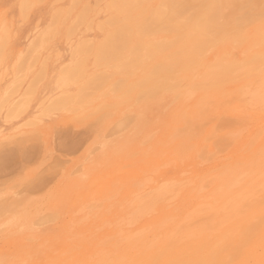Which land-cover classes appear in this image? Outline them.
Here are the masks:
<instances>
[{
    "label": "rangeland",
    "instance_id": "obj_1",
    "mask_svg": "<svg viewBox=\"0 0 264 264\" xmlns=\"http://www.w3.org/2000/svg\"><path fill=\"white\" fill-rule=\"evenodd\" d=\"M21 1L22 0H9V1L8 0H4V1L0 0V2L2 3V4L0 3V7L5 6V4H7L6 6L10 7V8L8 7L9 9L7 7L0 8V12H2V11H3L2 13L7 12L10 15L9 16L7 13H5L6 15H8L7 17L11 19V22L13 21V23H12V25H13V33H14V31H16L14 33L15 35L12 33L11 38L8 41L9 44L7 42V44L4 45V47L6 46V48L3 47V50H5L4 51L5 53L3 52L4 55L0 56V57H2V58H0L1 59L0 61L2 63L0 65V67H3V70H2V68H0V73H1V76H0V92H1V90H3L2 93L0 94V97L2 95H4V96L1 97L2 100H0L1 101L0 102V106L3 105L2 107H4V109L0 108L2 110L1 111L2 113H0V115H1L0 116V118H1L0 119V131L1 130H5V132H7V130H9V132H11L12 130L15 131V132L17 131V133H15V135H13V137L11 139L4 140V141L0 142V154L2 155V153H3L2 156H4L5 154H8L10 151H12V152L15 151L17 156L19 157V159H17L18 163H20V161L23 162V158L25 156H28L27 161H29V162L25 161V162H23V164L22 163L21 164H17V162H16L15 164L10 165L12 167H10V168L8 167V169L6 171L2 170L3 172H0V232L2 230L1 233H3V234L5 233L6 234V235L5 234L2 235L0 233V237L4 236V238H0V253H2V254L6 253V254H4V258L5 259L7 258L8 261L13 260L14 257H15V254L11 253L12 250H14V248H15L14 244L22 242L21 245H19V246H21L23 251L32 252L33 255H37V254H39V252H37V249H40L39 248V244L42 241L44 243H48V244L50 243L49 246H53V244H57L59 241H62L64 239H66L68 237V233L65 232L64 228H65L66 225H69V224L70 225H74L76 223L78 225H82L81 223L85 222L84 225H82V226L87 228V229L93 224L94 227L93 228L91 227L92 231H91V228H89V233H91L90 234L91 237L92 236L96 237L97 235H101L102 232H108V233H110L111 236L107 235L106 236L107 238L105 237V235H103V236H104V238H106V241L110 239V241H111L110 243H112V242L118 243L119 241H117V240H120L118 238H121L120 235L123 234L121 236H123L124 240L123 241L120 240V242L118 244H120V243L121 244H127V242L132 239V236L136 239L138 236L140 238V236H144L147 233H151L153 225L149 221L158 220V218L161 216V212L164 211V212L176 213V214L184 212L183 209H185V208L183 206V198L186 196L187 192H189L193 187H195L196 185H199V183H200V185H202L201 189L203 191L208 189V190H206L204 192L212 191L213 190L212 188L214 187V185H216L217 181L219 180L218 178L220 177L219 176L218 178H216V175H219V173L221 172L220 171L221 169L219 170V168H218L219 164L220 165L222 164V167H223L224 164H226V166H228V165H231L232 163H237V162H234L235 161L234 157L236 155L234 153L238 152V150L240 149V145L244 141L248 142V143L247 142L245 143L246 146L243 145V146H245V150H244L243 147L241 148L242 149L241 151H245L246 152L245 154L251 153V150L254 147L259 146L261 143H264V118L261 117V116L264 115V54H263V52H264V44L262 43V41L264 40V35H263L264 28H262V26H264L263 25L264 24V0H221L220 2H217L216 0H208L207 4H197L196 2H193V1H187V3L185 5H183V6H179L177 3H173L172 6H168V9L171 12V15L174 12H176L177 10H182V11L185 12V16L184 17H180V18H183L182 21H181V19H180V21H179V19L178 20L175 19V20L172 21L173 24H175V25L178 24L175 27L181 26L180 24H183L182 23L183 21H185V22L199 21L200 19L197 18V16H199V14L201 13V11H203L204 8L210 7L211 10L213 8H217V9H220V10H218L215 13V15H214L215 18L213 17V14H207V15L204 16V18L206 17V18L211 19L213 21V23H215V24L224 25V29L222 31L209 30V32H207V31H202V32L195 31V32H193V30L184 29L183 30V35L186 33L187 36H190L191 33H192L191 38L190 37H186L187 40H185V35H184V39H183V36L180 35V37H182L181 40H180V37L178 39H177V37H175L176 41L179 40L178 44H176L177 42L173 43V42H175V40H174L175 38H173L172 30H166V31H168V33L165 32V30L163 32L160 31V33H158V34L156 33L155 36L159 35L158 37L156 36L157 38L154 37V35H153V38H152V35L149 36L147 34H144V35L147 36L146 39H145V41L147 40V42L151 38L152 39L150 41H153V42H156V41L158 42L161 39H164L163 41L167 40L168 41L167 43H169L170 39L173 40V42L170 41L171 43H173V44H171V45H173V47L170 46V43H169V46L171 47V49H166V50H164L162 52L159 51L160 53H158L157 57L153 56L154 58H152V59L150 58L149 59V61H148L149 63H146V62L145 63H146L147 66H148V64H149V66L151 65L150 67L148 66L149 68H151V67L155 66V64L162 63V62H159V61H164L165 59L167 61V59L169 57H171V56H174L175 58L177 57L176 61H175L176 65L171 64L172 68H174V69H171L172 70L171 71V74H172L171 76L175 77L174 78V82H176L175 79L179 80L178 87H179L180 91L179 90L175 91L177 93L176 97L177 98L179 97L178 99L180 100V98L182 96L184 97V95L186 94L184 99H183V97L181 98V100H180L181 102L180 101L178 102L177 101L178 99H176L174 102L172 101L175 98L174 95H176V93L174 91H171V90L168 91V88L171 89V86L168 87V85L166 83V81H168V80L163 81V80H165V79H163L162 80L163 82L160 80L159 77H161L160 76L161 74H159V75L154 77L155 85H161L162 83L165 82L166 85H167V88H165V89L168 92H170V94L167 93L164 90H161V92H162V94H161L160 90H158V89H160V86H159V88H157V91H155L156 88L155 89H149V91H148V89H146V87L151 88L150 84H147V83L145 84L144 83L145 84V86H144L142 83L139 82V80H142L141 78H144L142 76L145 74L146 70L148 71V67L145 65V63L143 64L144 65L143 68L139 69L138 66H137L138 69H136V66H134V67L130 68L131 73H130V70L128 72H126V73H122L120 68H118V69L115 68L116 66H114L112 63H111L112 64L111 67H109L110 63H108L109 65L107 66V63H105L104 60L101 61L103 63L99 62L100 66H101V64L105 63V66H107V67L101 66V67H103V69H102L100 66H98V63L95 64V66H94L93 65L94 60L96 62V59H94V58H96V57L93 54V52H90L91 54L88 53V54L91 55V57H90V55H87V53L80 52V54H79L78 53L79 50L76 52V48L74 47V45L77 42H79V43H77L76 45H79L80 42H81V41H79L80 39L78 38L79 34H80L78 32H80V30H81V33H83V31L85 32V37H87V35H89V34H92V36H93L97 32L96 34L99 37L94 35L97 38V42H101V38L102 37H104L103 39H105V36H106V33H107V29H109L110 32L112 30H114V29L110 30V28L113 26V25L111 26V24H108L110 22L107 21V24H106L105 21H102V20H108V19H110L109 17H111V16L113 17V15H115V14H118V15L121 14L120 12L119 13L116 12V10H117L116 8L119 7V5L116 3L117 2L116 0H113V1H115L116 4L113 3L112 0H110L111 1V5H112V3L115 4V5H118V7L113 5V6L116 7L115 11H114L113 7H112L113 10L109 9V7H108L109 6L108 4L110 3V2H108L109 0H107V1L106 0H84V1L82 0V1L79 2V4H78V2H76L78 5L77 6L74 5L75 8L73 7V4H72V7L74 8V10L72 9L73 11L70 10L72 8L71 6H70L71 8L69 9V5H71V4L63 3L64 0H59L58 1L59 4L56 2L57 0H54L53 3L51 2L52 0H44L45 2L41 1L42 3L37 2V3H39L38 4L39 6H37V7H36L37 3H33L35 5L32 4L34 7L33 6H30V7L28 6L27 7V8H31L32 11L28 10L29 14L25 13V16L28 15L26 20H25L23 14H22L23 18L19 14L20 12H22V13L24 12V11H20L21 10V8H20L21 5H20L19 2H21ZM88 1L90 2V6L94 5V8L96 10L95 16H94V13H95L94 9L92 7H90L91 11H89L90 9H88L89 7H88V5H86ZM147 1L148 0L142 2V6L139 8V10L135 9V8H133V9L136 10V11H131L132 9H127V8L125 10L126 11L128 10V13L131 11L132 12L131 14H134V15H131V16H135L136 13L139 14V12H141V10H143L144 7H147L146 11L148 12L150 9H152L151 6L154 7V9H155V7L158 4L160 5V2H163L161 0H150L151 2L149 1V3H151V4L149 6V3ZM118 2H120V1L118 0ZM144 2H145V4L143 5ZM147 3H148V6L146 5ZM51 4L53 6H51ZM54 4H55V6H54ZM66 5H67L68 9L71 11V14L67 13ZM80 5L83 6V7L86 5L87 7L83 8ZM43 6L45 7V9H44ZM160 6H163V5H160ZM60 7H62L63 9H64V7H66L64 9V11H62V10L60 11V12H62V14H60L61 15L60 18H63V20H64L66 18V16L68 14H70V16H68V19L66 18L68 21L67 20H66V22L63 21V23H62L61 19H58L59 15H58L57 11L59 9H61ZM120 7H121V5H120ZM27 8L25 9V11L27 10ZM81 8L88 9L87 11H89V13H90L89 15L90 16L87 15L88 12L86 14V16H88V17L85 18L83 15L81 16L80 15V13H81L80 11L83 10ZM159 8H161V7H159ZM120 9L121 10H119V8H118V11H121L122 14L124 12L126 13V11H123L124 8H123V10H122V7ZM15 10H16L17 14L14 12ZM43 10H44V12H43ZM51 10H52V12H51ZM55 10H57L56 13H55ZM245 10H248L249 12H251L249 14L253 15L252 16L253 18L249 20L250 22H245L244 19H245L246 15L244 16V18L242 16V13ZM84 11L86 12V10H84ZM84 11H82V12H84ZM112 11H114L116 13H113ZM156 11H157V8H156ZM11 12H12V14H10ZM45 12H46V14H45ZM63 12H65L67 14H65ZM150 12H151V10H150ZM125 13L123 15L121 14L122 16H120V15L119 16L116 15V16H117L118 19H121L122 17H124ZM169 13L167 15L168 17H170ZM92 14L94 16L93 19L95 20L94 21L92 19V22L94 21L95 24L93 23V25L91 27L87 23L91 22L90 17L91 18L93 17ZM15 15L19 16V19H17V17ZM39 15L41 16V18H40ZM62 15L65 18L62 17ZM77 15H80L81 17H84L85 21H87V22L85 23V21H83V23H84L83 25L81 23H80V25L78 24L79 26L76 25V27H78V29H79V30L76 29L77 30L76 32L78 34L75 31H73L74 33H70V34H72V37L70 35L69 40H68V36H69V34L67 33L68 27H70V23L72 24L74 21L77 20V18H76V20H73V19H75V17H78ZM20 16H21V18H20ZM49 17H50V19H49ZM128 18H129V16L126 17V19H128ZM136 18L139 21V18L138 17H136ZM118 19H117V21L116 20L115 21L118 22ZM126 19H125V21L123 20V22H121V20H122L121 19L120 23L119 24L116 23V24L117 25H122V23L125 24L126 22L134 23V21L130 20L131 21L130 22L129 20L126 21ZM29 20H31V21H29ZM51 20H52L53 23L55 22L54 20H57L56 21L57 23L60 20L59 21L60 23L59 24L56 23L57 25L56 24H52ZM100 20L104 23V25L101 24ZM110 20H112V19H110ZM18 21L21 22V23H19ZM23 22H25V23H23ZM35 22H36L37 25L35 24ZM76 22L78 23V21H76ZM98 22H100V24H101L100 27H104V29H106V30H103V29L101 30L103 33L99 30V28H100L99 26H98V28L96 27ZM38 23L39 24L41 23V24L39 25ZM65 23H66V25H68V27H65ZM128 23H126V24H128ZM136 23L138 24L139 22L136 21L135 24ZM86 24H87V26L88 25L89 26L87 27ZM72 25H74V24H72ZM105 25H107V26H105ZM117 25L115 27H117ZM34 26H35V28H34ZM62 26H63V28H62ZM74 26H73V28H74ZM259 26H261L262 32H261V29H260ZM21 27H22V29L20 30ZM24 27H25V29H24ZM60 27L62 28V30L60 29ZM89 27H91V29L94 28V32H93V30L91 32ZM14 28H16V29H14ZM53 28H55L57 30L58 34H57L56 30H55V33L52 32V30L54 31ZM18 30H19V32H18ZM41 30H45L43 32L45 34L41 35L43 38L45 37L44 38L45 43H44V45H43V43L42 44L39 43V45L41 44V49L39 48V50H41V52L39 50L37 52V49H38L37 47H39V46H37L36 49H35V47L34 48H32V47L34 46L35 43H36V45H38L37 44L38 43L37 39L40 37V35L38 36V34H39V32L41 34H43L41 32ZM60 30L61 31L65 30L64 31L65 33L64 32H59ZM237 30H239V31L243 30L242 31L243 33L239 32ZM30 31H31V33H30ZM50 31H51L52 34L53 33L56 34V37L54 36L55 38H51V40L48 39L49 41L48 40L46 41V38H47L46 35L51 34ZM109 31H108V33H109ZM133 31H136V30L133 28ZM234 31L235 32L236 31L239 32V34H241V35L243 34L244 35V36L242 35L243 38H242L241 35L235 36L238 33L236 34V33H234ZM46 32L49 33V34H47ZM260 32L262 33V35H261ZM60 33L62 35H60ZM66 33H67V35H66ZM129 33H130V31H129ZM133 33L135 34V32H133ZM133 33L131 32V35ZM142 33L143 32L138 33V34L140 35ZM181 33H182V31H181ZM255 33H258L257 36H256V39H258L257 41H255V39H254L255 36L253 34H255ZM98 34H100V35L105 34V35H102V37H100V35H98ZM142 35H140V36H141V39L143 41L144 36L142 38ZM165 35L167 36V39H166ZM246 35H247V37H246ZM24 36H25V38H24ZM92 36H89L88 38H91ZM134 36L135 35L132 36V39L134 38ZM258 36H260L262 39H260ZM61 37H62V39H61ZM66 37H67V41H65ZM135 37L140 39V37L138 35H136ZM149 37H151V38L149 39ZM235 37H237L236 41L240 40V39H246V40L245 41L243 40L244 43H242L243 41L240 40L241 44L237 41L239 43L238 44L235 41ZM20 38H21V40H20ZM41 38H39V39L41 40ZM137 38H135V39H137ZM195 38L208 39L209 42H208L206 47L209 46L208 47L209 51L207 52V48L203 47L201 52H197V49L195 48L196 46L194 45L195 42L190 41L191 39L194 40ZM238 38H240V39H238ZM35 39L37 41L33 44V41H35ZM58 39L61 40V41H59ZM71 39L72 40L76 39L75 40L76 42L75 41H71ZM139 39L137 40V42L140 43L141 40L139 41ZM224 39H227V40L224 41ZM252 39H254V40L251 41ZM184 40H185V42H187L186 44L184 43ZM228 40H230V41L228 42ZM22 41L24 42L25 45L23 44ZM58 41H59V45H57ZM68 41H70L71 43H69ZM147 42H145V43L147 44ZM153 42H148V43H153ZM160 42H162V40ZM165 42H163V43H165ZM227 43H229V45ZM259 43L260 44L262 43L263 45L262 44L260 45ZM47 44H50V45L47 46ZM153 44H155V43H153ZM179 44L181 46L183 45L182 47H185V48L187 47V44H188V47L185 49L186 57H185V55L184 56L182 55V54H185V53L181 52L180 50L179 51L181 52V54H179L178 52H177L178 54L176 53V55L170 53V51L171 52L176 51L179 47H181ZM232 44L235 45L234 46L235 49L232 46ZM237 44L241 48L238 47ZM251 44H253V46H251ZM23 45H24V47H23ZM174 45H177L178 47L174 46ZM43 46H45V47H43ZM141 46H142V44H141ZM143 46L146 47L145 45H143ZM155 46H157V45H155ZM226 46H227V49H226ZM228 46H229V48L232 46L231 49H229ZM236 46L238 48H240V49H238ZM54 47H57V49L59 48L58 51ZM77 47H79V46H77ZM175 47H176V49H175ZM193 47L195 48V50H194L195 53H193V56L195 54L194 57L192 56V54H189V52H188V51H190V53L194 52L193 49H192ZM251 47L253 49H250ZM220 48H223V51H222V49L220 50ZM260 48H261V51H260ZM49 49H51V50L49 51ZM225 49L228 50V52ZM22 50H23V52H22ZM34 50H36V51H34ZM53 50H56V51H53ZM218 50H219V52H218ZM230 50H231V52H230ZM232 50L235 51L236 53L233 52ZM182 51H184V50H182ZM255 51L258 52V53H256ZM57 52H59V53H57ZM220 52H223V53L221 54ZM242 52H243V54H242ZM207 53H208V55H207ZM229 53H231V56H230ZM58 54H59V56L61 54V57L59 59L57 57ZM92 54H93V56H92ZM170 54H172V55L169 56ZM225 54L226 55L229 54V56L232 57L231 60L229 59L230 57L226 56ZM250 54H253V55H250ZM258 54H260L261 56H259V57L257 56L258 57L257 59L256 58L253 59V56L254 55H258ZM7 55H8V57H7ZM19 55H21V56H19ZM83 55H85L86 57L89 56L90 59L89 58H86V59L89 62V64L91 63L90 65L88 64V62L85 59L84 60L86 62L83 61V58H84ZM224 55H225V57H223ZM53 56H54V58H53ZM163 56H165V57H163ZM214 56H215V58H214ZM239 56H240V58H239ZM15 57H17V58H15ZM78 57H80V58L83 57L82 58V62H85V63L88 64V66H87L84 63L85 66L83 67V69L81 68V72L83 71V73H84V71L86 70L87 73L88 72H91V73L90 74L88 73V76H86L87 73L85 71L86 74H84V75L86 77L83 75L84 77H82L79 80L77 79L76 81H78V82H73L70 85L71 87H69L67 91L66 90H62L61 88H58L57 85H56V79H54L56 77H54V75L57 76V74L60 72L59 69H66L68 67V65H70V64L71 65L73 64L72 66L70 65L71 67H75L77 64H74L75 62L72 63V61H73V59L74 60L76 59L77 61H79ZM160 57H163V58H160ZM174 57H171V58H174ZM3 58H4V60H3ZM48 58H50V59H48ZM55 58H57V59H55ZM66 58H69V59H67V61H66ZM128 58H126V59H128ZM159 58H160V60H159ZM171 58H169V59L171 60ZM190 58H191V60H189ZM35 59L37 61L35 62V64H33V66H31L32 65L31 61H34ZM199 59H201L200 62L197 61ZM222 59H223V61H225V63H228L227 66L225 65L227 69L224 68L223 64H225V63H223L221 65V62L219 60H222ZM5 60L7 61V63L5 62ZM91 60H92V62H91ZM207 60H208V62L206 63ZM214 60H216V62ZM22 61H25V63L27 62V66H26V64L24 62L21 64ZM53 61H54V66H53ZM209 61H210V63H209ZM68 62H70V63H68ZM151 62H154V63L150 64ZM197 62H199L200 64H197V66H195V63H197ZM201 62H203V63L205 62L204 64L203 63L202 64L203 65H207L208 64L209 66H211V68H207V67L203 66L201 64ZM219 62H220V64H219ZM4 63H6V64H4ZM57 63L59 64V67H55V65L58 66ZM29 64H30L31 67H33V68L30 67L31 68V72L29 71L30 70L29 69ZM49 64H50V66H48ZM179 64H182V65H180L179 67H176ZM217 64L220 66V68L222 67L221 69H225V70L222 71L223 73L220 71V68L218 67ZM18 65H20L19 67H22L21 68L22 72H19V73L16 72L18 70L17 69ZM60 65H61L62 68H60ZM173 65H174V67H173ZM191 65H193V67ZM23 66H24V68H23ZM44 66H47V68H46L47 71L44 70L45 69V68H43ZM63 66H64V68H63ZM90 66H92L93 68L90 67ZM145 66L147 68H145ZM198 66H200L199 72H198V69L197 70L195 69L196 67L198 68ZM231 66H232V69H231ZM79 67H81V66H79ZM86 67H87V69H90V70L88 71L86 69ZM188 67H190V68H188ZM42 68H43V70L45 72H47V74L44 75L45 78L50 76V79L47 78L46 81H45V80H43L45 78H42L41 82L39 80V83H37V84L35 83L36 85H34V86H38L39 85V87L43 83L41 86H43V88H44L43 89L41 87L40 89L41 90L43 89L41 91L39 89V87H37V90L35 91L36 92V95H35L34 92H33V94L31 92V90L34 91L35 87L33 89H31L32 87H29V86H33L31 84L32 82H30V83H28V82L30 80L32 81V78L35 75H38L37 72H40L39 70H41ZM51 68H52V70H51ZM91 68H92V70H91ZM100 68L102 70L105 69L106 73L110 74V72H111V75H112V73H113L112 71L114 69L115 73H118V75L114 74L115 76L113 75L114 77H112L111 75L106 74V75L110 76V80L108 82H106L108 85L105 83L103 85L104 88L101 87V88H99L100 90L99 89H96V90L93 89V91L95 90L97 93L96 92L94 93L92 91V89H90V87L88 86L89 87L88 91H91V92L94 93V95H96V96H93V93H92V96L90 95L92 97V99L88 97L89 95H86L87 93L83 95L84 97H79V96L82 95V93H79V89L81 90V88L83 86H85V85H83L81 88H79V87L83 83H85L86 81L88 82L87 85L88 84L90 85L91 83H90V80H88V77L90 79L93 78L91 76H93L96 72H97V74L99 73L98 75H100L102 73V70ZM108 68H110V69H108ZM144 68H145V70H144ZM175 68H177V70H175ZM184 68H186V69L183 70ZM206 68H207V70L211 69L210 71L213 70V72H214L213 74L210 71L208 72L209 75L212 74V75H210L208 77L209 81L206 80L204 76H201V80H200V77L196 76V72L195 73H191V72L197 71V75L199 73V76H200V75H203L204 71H207ZM212 68H214V69H212ZM216 68L219 69V70H217ZM21 69H19V71ZM26 69H27V71H26ZM135 69L137 70V72L135 71ZM190 69H192L194 71L191 70V72H190ZM202 69H204V70H202ZM49 70H51V72ZM100 70H101V73H100ZM138 70L139 71L143 70L145 72H142L143 73L142 74ZM92 71L95 72V73H93ZM176 71L179 74L178 73L176 74L175 73ZM185 71L188 74L186 76H185ZM55 72L56 73L58 72V73L56 74ZM172 72L175 73V74H173ZM49 73H50V75H48ZM136 73H138V74H136ZM205 73H204V75H205ZM124 74H125V77H124ZM126 74H130L128 76H130V77L133 76V77L130 79L129 77L126 76ZM192 74H194V75H192ZM222 74H223V76H222ZM40 75H38V76L40 77ZM190 75H192V76H190ZM109 76H108V78H109ZM187 76H188V78H190L189 80H188ZM228 76H230V77H228ZM95 77H96V75H95ZM120 77L122 79H124V80L127 79V81H130V82L126 81L125 82V86L122 89L119 86V89H121V90L118 91V92L115 90L116 91L115 92L114 89H117L118 86H116V85L119 83L118 82L115 85V82H117L119 79H121ZM162 77L164 78L163 75H162ZM193 77H197L199 79V81H198L197 78H196L197 80H195ZM232 77L237 79L238 82L237 81L235 82L234 79H232ZM51 78H53L54 80H52ZM138 78H140V79H138ZM206 78H207V76H206ZM34 79H37V78L35 77ZM111 79H114V80H111ZM133 79H134V81H133ZM203 79H204V81L206 80V82H204ZM240 79H241V81H240ZM249 79H250V81H248ZM48 80H51V81H48ZM192 80H193V84H195L194 86H193V84H191ZM227 80H231V81L227 82ZM246 80H247V83H246ZM53 81H54V84H53ZM82 81H83V83H82ZM131 81H132V83H131ZM213 81H215L217 83L216 84L217 88L220 87L221 89L223 88V90H225V89L226 90L224 92H221L223 90H221L220 88H218L219 89L218 90V89H216V87H212L214 85ZM224 81H226L227 84H225ZM34 82H37V81H34ZM79 82H81V83H79ZM135 82H136V84H135ZM138 82H139V84H137ZM199 82H201L202 84L199 83ZM252 82L255 83V84L253 85ZM22 83H23V85H22ZM47 83H49V84H47ZM74 83H77V85H76L77 87L76 86L73 87L75 85ZM109 83H111V84L109 85ZM112 83H114L115 86H113ZM130 83H131V86L134 85V87H135L134 90H131V89H133V87L129 89L130 85L128 86V84H130ZM204 83H207V85H203ZM45 84H47V85L45 86ZM50 84H51L52 87L50 86ZM79 84H81V85L79 86ZM209 84L210 85L212 84V86L210 87ZM26 85H28V89L27 90H30L31 94L29 93V91H27V93L24 91V89L27 87ZM91 85H93V84H91ZM123 85H124V83H123ZM184 85H185V87L183 88ZM24 86H26V87H24ZM106 86H107V88H106ZM221 86H223V87H221ZM229 86H232V87L230 88ZM50 87L52 88V90H50L51 89ZM138 87H140V88H138ZM156 87H158V86H156ZM172 87H173V85H172ZM180 87L183 88V89H180ZM224 87H225V89H224ZM239 87H242V88H239ZM17 88L19 90H17ZM143 88H144V90L146 89L148 91L147 93L149 95L146 93V91L143 90ZM210 88H215V89H210ZM227 88H228V90H227ZM237 88H239L242 91H244L245 94L243 92L244 95H241L240 92H242V91L238 90ZM102 89H103V91H102ZM161 89H162V87H161ZM175 89H176V87H175ZM229 89H230V91H229ZM4 90H6V91H4ZM76 90H78V91H76ZM107 90L109 91V93H108ZM151 90H154L153 92L155 93V95L152 94ZM172 90H174V89H172ZM211 90H213V91H211ZM14 91H17V93L14 92ZM23 91H24L23 95H25V93H26V95L30 94V96L28 98L26 96V98H27L26 103L30 100V98H33V97H34V99H32V102H34V101L35 102L32 103V102L29 101L28 105H27L25 103V101H24L25 106L27 105V107L28 106H30V107H28V109L24 110L23 114H21L22 112L21 113L19 112L20 114H19V117H17L18 119L15 116H14V118H12L13 116L12 117H8V118H10V120H12V121H10L7 118H5V115H4L5 111H3V110H5V108H6V111H7V109L13 107L12 105H17L21 100H23L25 98V96H24V98L22 96L23 99L22 98L21 99L18 98L19 96L22 95L21 93ZM40 91H41V93H40ZM44 91H45L46 94L44 93ZM58 91H60V92H58ZM121 91H122V93L125 91L124 95H123L124 96L123 98H127V100L130 99L129 103H127L128 101L126 99L122 100V102L126 101L125 103L120 102L121 101L120 99L122 98V96H120ZM128 91H130L131 94ZM140 91H141V93H142V91L146 93L144 100H145V103L147 105L143 103L144 102L143 99H142L143 101L136 99L138 97V95H140L142 97V94L140 93ZM163 91L165 93V97H163L164 96L163 95L164 94ZM178 91L179 92L183 91V92H181L180 96L178 95V93H179ZM203 91L206 92V93H204ZM4 92H5V94H4ZM19 92H20V95L18 94ZM68 92H70L72 94H75L74 95L75 99L81 98L80 100H77V103H76V100L74 99L75 103H74V101H72V102H70V104L72 103V105H70V104L67 105V109H68V106L70 105L69 107L72 106V110H69L70 109L69 108L68 110L64 111L63 107H62L63 109L59 110L57 105L54 106L52 104H50V105L48 104V102L50 103L49 100L51 98H55V99L60 100V99H62L64 97L68 96L69 95V94H67ZM80 92H82V91H80ZM85 92H87V91H84V93ZM106 92H107V94H106ZM200 92H202L204 94H201ZM88 93H90V92H88ZM103 93L105 94V96H104ZM125 93L126 94L128 93V94L125 96ZM13 94H15V95H13ZM39 94H42V96H40ZM47 94H50V96L51 95L52 96L51 97L50 96L47 97V100H46V96H48ZM98 94H100L101 96L99 95L100 96L99 97ZM151 94L154 95L155 97H157V99H156L157 101L154 100L155 99L154 96H153L154 97L153 99L151 98V101L154 100V101H152L153 104H152V102H148L149 100H147V98H146V97H149V98L152 97ZM188 94H189V96H188ZM205 94L208 97L210 95H212V96L209 97V99H208V97H206L209 101L212 100V98H213V100L215 102V100L217 98L218 102L216 100V103H212L213 101L212 102L210 101L211 103H209V101L206 100V98L203 97V96H206ZM231 94L235 95L234 98H238V99L235 100V102L230 101V105H229V102H226V100H228L226 97H228L231 100V98H230ZM260 94H261V96H260ZM43 95H45V97H43ZM85 95H86L87 98L85 97ZM169 95H171V96L173 95V96L170 98ZM200 95L202 96L203 99H201ZM112 96H115V97L113 98ZM143 96H144V94H143ZM187 96L190 97V99ZM213 96H215L216 98H214ZM218 96H219V98H218ZM4 97L5 98L9 97V98L6 99L7 103L2 104V103H4V101H3ZM35 97H36V100H35ZM40 97H42V98H40ZM74 97H72V98H74ZM167 97H168V100H167ZM193 97H195L196 99H194ZM231 97H233V96H231ZM258 97H260V98H258ZM82 98L83 99L85 98L86 100L83 101ZM96 98H99L100 100H98ZM117 98H119V102L118 103H120L117 106H119V108L122 107L121 109L117 108L116 105H115L116 109H113L114 105L112 107H109V106L105 107V105L107 106L106 103H108L110 105H112V103L113 104L117 103V101H118V100H116ZM159 98H163V100L159 99ZM186 98H188V99H186ZM247 98H250L251 100H249ZM19 99H20V101H18ZM90 99H91L92 103H88L87 104L86 101L90 102L89 101ZM93 99H94V102H93ZM182 99H183V102H182ZM245 99L247 101H245ZM6 100H5V102H6ZM8 100H9V102H8ZM14 100L17 101L18 103L16 102L17 104H13V102H15ZM40 100H41V104L42 105L40 104ZM42 100H44V103H42L43 102ZM58 100H56V101H58ZM103 100H107V101H103ZM146 100H147V102H146ZM192 100H195L196 102L192 101ZM220 100H223L222 102H224V103L221 104ZM52 101H53V99L51 100V102ZM82 101H83V103H82ZM137 101H138V103H137ZM159 101L161 103L160 104L161 106L158 103ZM167 101L168 102L170 101L169 102L170 104ZM190 101H191V103H190ZM198 101L200 103H198ZM248 101L249 102L251 101L250 103H253V104H248L249 105L248 107H251L252 105H254V107L252 106L254 108V111H253V108H251L254 114L251 113V114L247 115V113H244L245 115H243V113H242V115H241V112H240L239 115H241V116L238 117V114L234 113L237 110V109L235 110V108H241L242 109L244 105H247V104H245V102L248 103ZM139 102L141 104H139ZM155 102H156L157 108L155 107L156 106ZM162 102L164 104H162ZM165 102L167 104H165ZM177 102H178V104H176ZM206 102H207V104H204ZM29 103H30V105H29ZM79 103H80V105H79ZM94 103H96V104H94ZM99 103H101V105ZM103 103H104V105H103ZM150 103H151V105H150ZM192 103L193 104L195 103L196 105H193ZM37 104H39L40 106L37 105ZM47 104L49 106H47ZM174 104H176L177 106L174 105ZM187 104H188V106H186ZM202 104H204V105H202ZM5 105H7L8 108L5 107ZM95 105H99V107L96 106L98 108L97 111L98 110L99 111H98V113L96 111V113L94 114L92 112H94L93 109L94 110L96 109ZM165 105H167V106H165ZM173 105H174V108H173ZM197 105L200 106V107H198ZM217 105H218V108H217ZM88 106H90L93 109H91ZM102 106H104V107L102 108ZM129 106H130V108H129ZM164 106H165V108H162ZM195 106L197 107V109H195ZM16 107H19V105H17ZM39 107L42 108V109L46 108V107H49V109L51 111H53V112H50V110H48L46 108L45 110H43V113L46 114L47 111L49 113H47L46 115L40 117V113L42 114V112H40V111H42V109L39 110L40 109ZM56 107H57V109H56ZM76 107H78L80 109L77 108V110L74 111L73 108L75 109ZM82 107H84V108H82ZM166 107H167V109H166ZM176 107L179 108V109H177ZM219 107H221V108L219 109ZM111 108H112V110H111ZM127 108H129V109L127 110ZM168 108L170 109V112L168 111L169 110ZM189 108H192V109L189 110ZM198 108H200V109H198ZM13 109H16V108H12L11 110L9 109L7 111V113H6L7 116L11 115L10 112L14 113ZM36 109H38V110H36ZM125 109H126L127 113L125 112ZM145 109H147V112H146ZM152 109L153 110L155 109V112H153V115H151ZM158 109H160V110H158ZM20 110H21V108H20ZM20 110H18V111H20ZM105 110H107V111H105ZM166 110L168 111V113L166 112ZM180 110L181 111L183 110L186 113L189 112L188 113L189 115L186 114V116L188 115L189 118L191 117L190 119H192L194 117L193 120H190L188 117H186L185 116V112H183V111L181 112ZM187 110H189V111H187ZM191 110H193V111H191ZM243 110L245 111L246 109H243ZM243 110H242V112H244ZM22 111H23V109H22ZM36 111L40 112V113H37ZM70 111H73V112L70 113ZM163 111H164V113H163ZM82 112H84V113L82 114ZM107 112H109V113H107ZM123 112H124V114H123ZM160 112H161L162 116H160L161 114L158 115ZM165 112L167 114H165ZM174 112H175V114H174ZM179 112H181V114L183 113V116H181V114H179ZM201 112H203V114H201ZM8 113H9V115H8ZM72 113L74 114V117H73ZM79 113H80V115H79ZM90 113H92V115H88ZM120 113H121L122 116L119 115ZM192 113H194V114H192ZM224 113H228L229 115L228 114H224ZM34 114L38 115V117L36 115H34ZM57 114H59V115H57ZM125 114H126V116H124ZM173 114L176 115V116L179 115L180 119L176 120V119H178V117H176V116H175L176 118L173 117L174 116ZM199 114H201V115H199ZM15 115H17V114H15ZM71 116H72V118H71ZM115 116H117V118L118 117H120V118L116 119ZM163 116H165L166 118L165 117L163 118ZM184 116L186 117L187 121L189 120L188 121L189 123H187L185 121V117ZM121 117H124V118L121 119ZM130 117H131V119H130ZM172 117L174 118V120L176 122L178 121V123H179V124L177 123L178 125H175L176 122L172 121V119H173ZM195 117H197V119H195ZM259 117H261V118L259 119ZM32 118L33 119L36 118L35 119L36 120V124L35 125H33V122H35V120H33ZM37 119H39V121L40 120L41 121L39 122ZM161 119H162V121H161ZM164 119L165 120L167 119L166 122L167 121L168 122L167 123L163 122V121H165ZM7 120L9 122H7ZM28 120H30V123H32V124L28 123ZM76 120L78 122H76ZM158 120H160V121L158 122ZM180 120H181V123L179 122ZM25 121H27V122H25ZM156 121L158 123L157 126L159 127V130L161 129L160 131L158 130V127L155 128ZM173 122H174V124H173ZM159 123H160V126H159ZM182 123H183V125H180ZM125 124L128 125L127 129H126L127 126L125 127ZM152 124H154V125H152ZM163 124H164V126H163ZM165 124L169 125L168 127L171 126V129H167L168 127L165 126ZM151 125H152V127H151ZM179 125H180V127H179ZM161 126H163V128ZM150 127H151V129H150ZM182 127H183V129H181ZM124 128L127 130L126 132H125V130L123 131ZM174 129H176V130L178 129V132H180L179 134L182 136V138L178 137L179 135L176 134V130L174 131ZM120 130L123 131V134H122V132H120ZM151 130H154V131H151ZM163 130H164L165 133L163 132ZM167 130H169V131L171 130L170 131L171 133L169 131L166 132ZM145 131H146V133L149 132V134H146L147 136H144L145 135V133H144ZM154 132H156L155 133L156 137H154L155 136L153 134ZM150 133L153 134L152 138L150 137V135H151ZM160 133H163L164 135L163 134L161 135ZM172 133H175L177 136L174 134L175 137H173ZM158 134H159V136H157ZM166 134H168L169 136H166ZM148 135H149V137L151 139H149ZM141 136L146 137V139L149 141V143L148 142L146 143L145 140H144L145 138L143 139V138H141ZM158 137L159 138L161 137V140H159ZM173 138H175L174 139L175 141L179 139L178 141H176L178 143H174L175 141L172 142ZM0 139L2 140V138H0ZM136 139H138V140H136ZM157 139H158L159 142L161 141V144L158 143ZM162 139L164 140V142L168 139V142L167 141L165 143L163 142V144H165V145H163L162 144V141H163ZM205 139H207V140H205ZM250 139H252V141H255V142H253V144H251V140ZM137 141H139V144H140L139 147L137 145L138 144ZM142 141H144L145 143L142 142ZM156 141H157L158 144L156 143ZM249 141H250V143H249ZM74 143H77L78 147H74V149L70 148V147L74 146L73 145ZM170 143H171V146L169 145ZM185 143H186V145L187 144H189V145L186 146ZM196 143H197L198 146L196 145ZM150 144H151L152 147H150ZM182 144H184V145H182ZM204 144H206V145L209 144V147H206ZM68 145L69 146L72 145V146L69 147ZM148 145H149V147L151 149L148 147ZM154 145H157V147L159 146L158 147L159 149H157L156 146H154ZM166 145L167 146L169 145L170 148H168L169 146L167 147ZM202 145H204V147ZM248 145H250V146H248ZM251 145H253V146L255 145V146L253 147ZM101 146H102L103 149L101 148ZM128 146H130V147H128ZM184 146H185V149H184ZM189 146L191 147L190 148L191 150L190 149L188 150ZM247 146L248 147H252L251 150ZM89 147H92V148H89ZM120 147L122 149L121 152L119 151ZM125 147L126 148L128 147L129 150H126ZM145 147H147V148H145ZM153 147H155L156 149H154ZM161 147L162 148L164 147V148L162 149ZM177 147H178V151L176 150ZM180 147L182 148L181 151H180ZM69 149H71V150H69ZM117 149H118V153L115 154L117 151L115 152L114 150H117ZM132 149H134V151ZM145 149H147V150H145ZM153 149L155 151H157V152L163 150L161 152L162 153L166 152V156H174V157H176V155H177V157H178L179 156L178 153H179L180 156L183 158V159H181V157L179 156V159H180V161L183 160L184 163H183V161H181L183 163L181 166L176 164V162H173V163L170 162V164L166 163V165L168 166V167L166 166L167 168L163 167V166H165V164H163L162 165L163 168L161 169V166H160L158 168L160 170L157 169L156 171H158V172H156V173L153 170H152L153 172L151 170L150 171H146V172H144L142 170H139V171H141V174L143 175L142 176L143 180H144V178H146L147 180L145 179L146 181L145 180L143 181L142 178H139V181H138V179H136L137 181L135 180L138 184L134 180L131 181V182H132L133 186L137 187V185H138V187H140V189L142 188L141 191L139 189H136L132 185H130L131 182L128 185H125L126 187H123L122 184L117 183V184H119V187L122 190L119 189V187H116L117 188L116 190L113 189L114 192L112 190V194H111L113 196L112 197L110 196L109 199H106L107 201L104 200V199H99V198L95 199L93 197V198L89 199L88 205L90 204V207H88V205H87L88 208L85 206L84 202H83L84 204L81 203L78 206L75 205L76 198H78L79 196L81 197L84 194L90 192V188L95 182L94 180L91 181L92 177H94L96 175H103L105 172L103 173L102 171H106V172L108 171L107 173H109L110 170H111L110 173H114V174L116 173L117 175L121 176V175H123V173H122L123 170L127 172L128 169H129V171L134 172V170H137V169L141 168L142 165H150L151 163H152L151 165H153V163H155V162L157 163L158 160L159 161H163V159L165 160V157H164L165 154H161L160 153L161 154L160 155L159 153L155 152L157 154L156 155L154 153ZM165 149H167V150H165ZM248 149H249V151H248ZM186 150L188 152L191 151V153L189 152L190 154H187ZM95 151L98 152L97 155H96L97 152H95ZM108 151L110 152L109 153L110 155H108ZM128 151L130 152V154H129ZM132 151H133V153H131ZM170 151H172V152H170ZM183 151H186V152L182 153V155H181V152H183ZM135 152H136L137 155L134 154ZM148 152H150L149 155L147 154ZM172 153L175 154V155H172ZM185 153L187 155H185ZM88 154L90 155L89 157H88ZM100 154H103V157L98 156ZM119 154H120L121 158H118L117 156L116 157L118 159L115 158V155H119ZM132 154H134L135 156L132 155ZM162 155H164V156L160 157ZM96 156L100 157V159H98ZM110 156H111V158H110ZM113 156H114V159L112 158ZM124 156H126L127 158H125ZM186 156H188L190 160ZM83 157L85 159H83ZM93 157L95 159H93ZM131 157L132 158L136 157L135 159L137 161H139V159H140V161L138 162L139 164L137 163L136 160L135 161L132 160ZM192 157H195V158L191 159ZM79 158H81V159H79ZM122 158H123V160H122ZM128 158L131 159V161ZM225 158H227V159H225ZM96 159H98L100 161H98V160L96 161ZM120 159H121L122 162L120 161ZM146 159H148L150 161L148 162V160H147V162H146ZM184 159L185 160L188 159L189 161L188 160L185 161ZM111 160H112V162H111ZM114 160H115V162H114ZM83 161H85L86 163L83 162ZM89 161H90V164H87V162H89ZM116 161H118L117 162L118 166L116 164H114V163H116ZM125 161H126V164H124L125 166L121 165ZM127 161L129 163H127ZM95 162H96V165H97L98 162L100 164L98 163V165L95 166ZM109 162H110V164L112 163L111 165L114 164L115 167L107 164ZM132 162H133V165H131ZM134 162H136V163H134ZM83 163H85V165H87V166L84 167L85 165ZM66 164H68V165H66ZM92 164H94V165H92ZM104 164L105 165L107 164L106 167H104L105 166ZM140 164H141V166H140ZM175 164H176V166H175ZM65 165L67 166L66 167L67 169H64ZM78 165L79 166L82 165L83 167L80 168ZM127 165H131V166L127 167ZM134 165H136L135 167L137 169H135V167L133 169ZM92 166H94V167H92ZM121 166H123V167H121ZM191 166H192V168H190ZM62 167L64 169V173L62 171L63 170ZM108 167H110V169L105 170V168H108ZM222 167L220 166V168H222ZM74 168H79L82 171H80L79 169H78L79 170L78 171L77 169H74ZM84 168H85V173L86 174L84 173ZM92 168L93 169L95 168L94 170H96V169L97 170L94 171ZM98 169H101V170H98ZM113 169H115V170H113ZM74 170L75 171L77 170V171L75 172ZM90 171H91V173H90ZM218 171H220V172H218ZM258 171L257 172L259 174H257V172L255 170L254 172L256 174L254 172H252L253 174L250 173V175L246 179L249 180L250 178L254 177L253 176L254 174H255L254 178H257L256 177L257 175H259L258 177L262 178L264 176L263 175L264 174L263 173L264 169H263V171H260V170H258ZM81 172H83V174H84L83 177L80 176L79 174L75 175L76 173H80L82 175ZM87 172H88V174H87ZM68 173H69L70 176L67 175ZM145 173H147L146 176H145ZM261 173H263L262 176H261ZM64 174L67 175L69 178L71 177L70 179L68 178L69 180L67 179L68 181L71 182V187H70L69 190H68V188L65 189L66 197L59 199V198H57V196L60 193H62V191L57 193L58 189H56V188L58 186L59 187L61 186V188L63 187V185H64L63 181H65L63 179L67 178ZM89 175H91V176L89 177ZM170 175H172V176H170ZM220 175H221V173H220ZM61 176H63V177H61ZM84 176L86 178H84ZM148 176L150 178H147ZM87 177H89L90 179L87 178ZM159 177H161V178H159ZM216 179H218V180H216ZM88 180H89V182H88ZM118 180H119V177L117 178V181ZM79 181H84L85 184H78ZM212 181H215L216 183H214ZM134 182L137 185L134 184ZM258 183H255L254 181L249 182L248 185L250 184L249 185L250 187L249 186L248 187L251 188L252 184L253 185L255 184L253 186L254 188L252 187L250 190L249 189L248 190L244 189V190H247V191L242 190V192L238 193L237 195H235L234 197L229 199V201H228L229 203L224 206L225 211L222 208L223 206L221 208L217 207V206H214L212 204V202H210V203L208 202L207 204L201 203V204H199L196 207H192V208L190 207L191 208V209H189L190 211L187 210L186 213L182 214V216H183V218L181 216L182 220H179V221L177 220V222L173 220L174 221L173 224H175V225L172 226V224H171L172 227L170 226V229H172L171 233H170L171 239H170V245L166 249L167 250L166 253H170L171 251H168V250H175L179 246H180V248L183 249L184 246H182V245L188 244L187 241L190 243L191 239H192V241L195 239L192 243H194L197 240L202 239L201 237H203V234L205 235V233L208 232L207 230H210V233L211 234L213 233L216 237H217V235L222 234L224 232V230H226V229H228L229 232H230V231H232V230H230V228L233 227L235 224H237L239 222L238 221L239 217H241V218H239V220H240V219L244 218V216H246L248 218H250L251 216L252 217L254 216L253 218H250L248 223H245V224L241 223L242 229H241V231L239 233H236V232L232 231L230 234H228V235L226 234L227 238L217 248V250L215 251L216 253L212 255L211 263H213V264L219 263L220 262L219 260H221L222 257L226 258V259H223L222 261H227V259L228 260H230V259L233 260L235 258L236 259L240 258L241 255L243 254V252L249 246H251V244H252V246L254 245V241L256 240L257 236L260 233H262L263 229H264V215L261 216V213H257L258 209L261 210V209L264 208V179H263L262 182H260V184H258ZM127 186H129V187H127ZM113 188H114V186H113ZM131 189L134 190L135 192L132 191ZM254 189H256V190H254ZM136 190H138V192ZM51 191H52V193H51ZM119 192H122L121 193L122 196H120L121 194ZM49 194L51 195V197H50ZM52 194H54L56 196H53ZM48 195H49L50 198L48 197ZM131 195H134V196H131ZM48 198H49V200H47ZM113 198H116V200L115 199L112 200ZM122 198L124 199V203H122L123 202ZM135 198H137L138 201ZM118 199H119V202H118ZM127 199H129V200H127ZM95 200H97V204H95V202H96ZM98 200H100V202L102 201V204L99 203ZM113 201H115V202L117 201L115 203V205L119 204L121 201L122 202H121V204H119V207H117L118 206L117 205L116 206L117 208H116L114 206V204H113L114 203ZM130 201H132V202H130ZM139 201H140L141 204L139 203ZM90 202L93 204V207H91L92 205H91ZM108 202L109 203L113 202V203L109 204ZM103 203L104 204L106 203L105 206L108 204V207L104 206V208H103ZM138 203H139V206H138ZM86 204H87V201H86ZM191 204H193V202ZM231 204H232V206L234 208L231 207ZM111 206L113 207V209H112ZM124 206H126V209L124 208ZM226 206H227L228 209L225 208ZM46 208H48V209H46ZM77 208H79V209L77 210ZM91 208H92V210H91ZM122 208H124V209H122ZM88 209H90L91 211H93L95 213L98 212V210H101V211H99L100 213L98 212L99 214L97 215L98 216L97 217V216H94L93 212H91ZM95 209H97V211H94ZM103 209H104V212H102ZM106 209H109L110 211L109 210L106 211ZM119 209L122 210V211L125 210V211H123L125 213H123L122 211H120V214H119V211L116 212V210H119ZM153 209H155V210H153ZM46 210L49 211V212H47ZM56 210H57V214H59L58 217H57V214H56ZM83 210L85 212L90 211V213L88 212L89 215L87 213H85ZM114 210H115V212L117 214L115 212H113ZM42 211H44V212H42ZM73 211H75V213ZM76 211H79L80 213L79 212L77 213ZM150 211H152V212H150ZM251 211H253V212H251ZM254 211L256 213H254ZM109 212H111V213L109 214ZM37 213H39V214H37ZM107 213H108V216H107ZM246 213H248V215H245ZM250 213H252L253 215L250 214ZM55 214H56V217H57L58 220L55 219V217H54ZM80 214H81L83 219L86 217V215H88V216L92 215V217H86L88 219L85 218L84 220L82 218H80L81 220H83V221H81L78 218V217H80ZM52 215H53V217H52ZM111 215H112V217H111ZM249 215H250V217H249ZM40 216L42 218H40ZM50 216H51V219L54 218L53 222L52 221L51 222L47 221L48 223H46V220ZM93 217L95 219L96 218L97 219L95 220ZM101 217H102V219H105V222H104V220L100 221ZM108 217L110 218V220L108 219ZM35 218H37V219L39 218V220L45 219V221H44L45 224H43V225H41V224L40 225H33L32 222L35 223V221L37 220V219L35 220ZM77 218H78V220H77ZM92 218L94 219V221L92 220ZM116 218L118 219V221H117ZM51 219H49V220H51ZM177 219H179V218H177ZM32 220H34V221H32ZM120 220H121V222H120ZM96 221L98 222V227H95V225L97 226ZM36 222H38V221H36ZM40 222L42 223V220L39 221V223ZM69 222H71V223H69ZM92 222H94V223H92ZM102 222H104V225H102L103 224ZM106 222L107 223L109 222L110 223V224L108 223L109 226L113 225V227L110 226L111 227L110 228ZM116 222L117 223L120 222V223L117 224ZM8 223H11V224L8 225ZM15 224H17L16 225L17 227H15ZM229 224H233V226L231 225V227H229L230 226ZM36 226H37V228H36ZM40 226H44V227L38 228ZM101 226H103V227L101 228ZM114 226L115 227L117 226L118 229L120 227V230L115 228V231L117 230V233L113 230ZM224 226H228V227H226L224 229ZM7 228H8V230H12L13 231V232L9 231V232H11L13 234L12 235L13 237L11 236V233H9L10 236H9V234L7 235V233H8L7 231L8 230L5 231V229H7ZM26 228L28 229V231H27ZM206 228H208V229L206 230ZM39 230H41L43 233H41V231H39ZM94 230L96 232H94ZM33 231L34 232L38 231L40 234L39 233L36 234ZM17 232H18V234H17ZM20 232H21V234H20ZM226 232L229 233L228 231H226ZM30 233H31V235H29ZM15 234H17V235H15ZM66 234H67V236H66ZM95 234H97V235H95ZM130 235H132V236H130ZM14 236H16V237H14ZM59 236H61V237L59 238ZM5 237H7V238H5ZM29 237H32V239H31L32 241L29 240ZM126 237L128 239L129 238L130 239L128 240V239H126ZM216 237H214V238H216ZM89 238H90V236H89ZM33 240H34V242H33ZM46 240H48V241L50 240V241L48 242ZM125 240H126V242H125ZM107 242H109V241H107ZM192 243H190V244H192ZM30 248H31V250H29Z\"/></svg>",
    "mask_w": 264,
    "mask_h": 264
},
{
    "label": "bare ground",
    "instance_id": "obj_2",
    "mask_svg": "<svg viewBox=\"0 0 264 264\" xmlns=\"http://www.w3.org/2000/svg\"><path fill=\"white\" fill-rule=\"evenodd\" d=\"M4 1V0H3ZM9 1V0H8ZM41 1H44V0H22L21 2H19L20 3V8H21V10L20 11H24L23 13L22 12H20L19 14L22 16V14H23V16H24V18H25V20H26V18L28 17V15H26L25 16V13H27V14H29L28 13V10H31V8H27L28 6L30 7V6H33V5H35V4H33V3H37V2H39V3H42ZM53 1L54 0H52L51 2L53 3ZM59 0H57L56 2L59 4V2H58ZM80 1H82V0H64L63 1V3H66V4H71V5H69V9L72 7V4H73V7L75 8V6L74 5H78L79 4V2ZM84 1V0H83ZM107 1V0H106ZM117 2V4L119 5V7H118V5H115L116 3H115V1H113L112 0V2L113 3H115V4H113L112 3V5H111V1L109 0L108 2H110L108 5V7H109V9L110 10H113V8H114V11H115V8L116 7H118L119 8V10H121L120 8L122 7V10H123V8H124V10L123 11H126L125 9L127 8V9H132L131 11H136V10H134L133 8H135V9H138L139 10V8L142 6V2L143 1H146V0H119L120 2H118V0H116ZM149 1L150 0H148L147 2L149 3ZM161 1H163V2H160V5H163V6H160L159 4L155 7V9H154V7H152L151 6V8L152 9H150L151 10V12H150V10L147 12L146 10V8L147 7H144L143 8V10H141V12H139V14H137L136 13V15L135 16H131V15H134V14H131L132 12L130 11L129 13H128V10L126 11V13H125V15H124V17H122L121 19H118L117 18V16H122L123 14H122V12L121 11H118V8H116L117 10H116V12H120L121 14H115V15H113V17L111 16V17H109L110 19H112V20H110V19H108V20H102V21H105V23L107 24V21L108 22H110V23H108V24H111V28H110V30H112V29H114V30H112L111 32L109 31V29H107V33H106V36H105V39H103L104 37H102V35H105V34H102V35H100V34H98V35H100V37H102L101 38V42H97V38L94 36V35H96L97 36V32L92 36V34H89V35H87V37H85V32L83 31V33H81V30H80V32H78V33H80L79 34V41H81L80 42V44L79 45H76L77 43H79V42H77L75 45H74V47L76 48V52L78 51V53L80 54V52H82V53H87V55H90L91 53L90 52H93V54L95 55V57L96 58H94V59H96V62H95V60H94V63H93V65L95 66V64H97L98 63V66H100V63L99 62H101V61H103L104 60V62L105 63H107V66L109 65L108 63H110V65H109V67H111V65L113 64L114 66H116L115 68H120V70L122 71V73H126V72H128L129 70H130V68H132V67H134V66H136V69H140V68H143L144 67V63L146 62V63H149L148 61H149V59L151 58H154V57H157L158 56V53H160V52H162V51H164V50H166V49H171V47L170 46H172L173 47V45H171V44H173V43H176V44H178V42H179V40L178 41H176V38L175 37H177V39L180 37V35L181 36H183V39H184V35H185V40H187L186 39V37H190L191 38V35H192V33H191V35L190 36H187V34L185 33L184 35H183V30L184 29H189V30H193V32H195V31H200V32H202V31H207V32H209V30H215V31H222L223 29H224V25H220V24H215V23H213V21L211 20V19H209V18H204V16L205 15H207V14H213V17H214V15H215V13L218 11V10H220V9H217V8H213L212 10H211V8L210 7H206V8H204L203 9V11H201V13L199 14V16H197V18H199L200 20L199 21H194V22H185V21H183L182 23L183 24H180L181 26H177V27H175L176 25H178V24H173V20H175V19H179V21H180V19H181V21L183 20V18H180V17H184L185 16V12L184 11H182V10H177L176 12H174L172 15H171V12L169 11V9H168V6H172V4L173 3H177L179 6H183V5H185L186 3H187V1H193V2H196L197 4H207V2H208V0H161ZM217 2H220L221 0H216ZM45 2V1H44ZM76 2H78V4L76 3ZM151 2V1H150ZM245 2V1H244ZM1 3V2H0ZM11 3V2H10ZM39 3H37L36 4V7L37 6H39L38 4ZM148 3L146 4L147 6H148ZM2 4V3H1ZM33 4V5H32ZM49 4V3H48ZM145 4V2L143 3V5ZM150 4L151 3H149V6H150ZM7 4H5V6H3V7H9V6H6ZM47 5V4H46ZM45 5V6H46ZM86 5H88V9H90V7H92L93 9H94V11H95V13H94V16H95V14H96V10H95V8H94V5H91L90 6V2L88 1L87 2V4ZM81 6V7H83V8H85V7H87V6ZM113 5H115V6H113ZM120 5H121V7H120ZM153 5V4H152ZM155 5V4H154ZM51 6H53L52 4H51ZM54 6H55V4H54ZM58 6V5H57ZM71 6V7H70ZM111 6V7H110ZM124 6V7H123ZM3 7H0V8H3ZM34 7V6H33ZM32 7V8H33ZM44 7V6H43ZM66 7H67V5H66ZM66 7H64V9L66 8ZM71 8L70 10L71 11H73L74 10V8ZM113 7V8H112ZM137 7V8H136ZM159 7H161V8H159ZM10 8V7H9ZM8 8V9H9ZM27 8V12L25 11V9ZM49 8V7H48ZM61 9H57V10H55V13H56V11H57V13H58V19H61V21H62V23H63V21L64 22H66V20L68 19V16H70V14H71V11L68 9V7H67V9H66V11H67V13H70V14H68L67 16H66V18L62 15V17H64L65 19L63 20V18H60V14H62V12H60L61 10L62 11H64V9L62 8V7H60ZM83 8H81V9H83ZM112 8V9H111ZM156 8H157V11H156ZM167 8V9H166ZM249 8V7H248ZM7 9V10H8ZM35 9V8H34ZM39 9V8H38ZM37 9V10H38ZM44 9H45V7H44ZM73 9V10H72ZM88 9H83V10H81L80 12L82 13H80V15L82 16H84L85 18L86 17H88V16H86V14H87V12H88V14L87 15H89L90 13H89V11H91V9L89 10V11H87ZM53 10V9H52ZM52 10H51V12H52ZM84 10H86V12L84 11ZM155 10V11H154ZM167 10V11H166ZM32 11V10H31ZM46 11V10H45ZM82 11H84V12H82ZM114 11H112L113 13H116V12H114ZM3 12V11H2ZM2 12H0L1 14H0V56H3L4 54H3V52L5 51V50H3V47H4V45H6L7 44V42L10 40V38H11V35H12V33H13V25H12V23H13V21L11 22V19L10 18H8L7 16L9 15L7 12H4V13H2ZM15 13H16V10L14 11ZM42 12V11H41ZM43 12H44V10H43ZM98 12V11H97ZM170 12V13H169ZM5 13H7L8 15H6ZM63 13H65V12H63ZM67 13H65V14H67ZM168 13H169V15H170V17H168L167 15H168ZM249 13H251V12H249L248 10H245L243 13H242V16H243V18H244V16H245V22H250L249 20L250 19H252L253 17V15L251 14H249ZM10 14H12V12L10 13ZM17 14V13H16ZM18 14V15H19ZM45 14H46V12H45ZM53 14V13H52ZM51 14V15H52ZM130 14V15H129ZM48 15V14H47ZM55 15V14H54ZM80 15H77L78 17H75V19H73V20H76V18H77V20L76 21H78V23L76 22V21H74L72 24H74V25H72L71 23H70V27H68V25H66V23H65V27H68V30H67V33L69 34V36H68V40H69V37H70V35H71V37H72V34H70V33H74L73 31H77L76 29H78V27H76V25H80V23L83 25L84 23H83V21H85V18L84 17H81ZM117 15V16H116ZM138 15V16H137ZM219 15V14H218ZM217 15V16H218ZM10 16V15H9ZM16 16V15H15ZM21 16H20V18H21ZM23 16H22V18H23ZM40 16V15H39ZM53 16V15H52ZM51 16V17H52ZM90 16V15H89ZM92 16H93V14H92ZM94 16L91 18L90 17V20H91V22H89V23H87V24H89L91 27H92V25H93V23H94ZM127 16H129V18L128 19H126V17ZM17 17V19H19V16H16ZM30 17V16H29ZM47 17V16H46ZM45 17V18H46ZM81 17V18H80ZM99 17V16H98ZM97 17V18H98ZM136 17H138L139 18V21H138V19L136 18ZM203 17V18H202ZM33 18V17H32ZM40 18H41V16H40ZM83 18V19H82ZM126 19V21L127 20H131V21H134V23H128V22H126V23H128V24H123L122 23V25H117L116 23H120V20H121V22H123V20L125 21V19ZM215 18V17H214ZM14 19V18H13ZM43 19V18H42ZM49 19H50V17H49ZM88 19V18H87ZM86 19V20H87ZM92 19L94 20L93 22H92ZM117 19H118V22H116L117 21ZM15 20V19H14ZM89 20V21H90ZM98 20V19H97ZM96 20V21H97ZM116 20V21H115ZM29 21H31V20H29ZM42 21V20H41ZM48 21V20H47ZM55 22L53 23L52 22V20H51V23L52 24H56L57 22V20H54ZM60 21V20H59ZM58 21V23L57 24H59L60 22ZM68 21V20H67ZM80 21V22H79ZM82 21V22H81ZM99 21V20H98ZM101 21V20H100ZM101 21V24H103L104 25V23ZM115 21V22H114ZM130 21V22H131ZM139 22L138 24L136 23L135 24V22ZM178 21V22H179ZM16 22V21H15ZM19 22V21H18ZM26 22V21H25ZM25 22H23V23H25ZM87 21H85V23H86ZM113 22V23H112ZM176 22V21H175ZM174 22V23H175ZM19 23H21V22H19ZM18 23V24H19ZM27 23V22H26ZM31 23V22H30ZM172 23V24H171ZM181 23V22H180ZM17 24V23H16ZM32 24V23H31ZM34 24V23H33ZM35 24H36V22H35ZM39 24V23H38ZM41 24V23H40ZM39 24V25H40ZM56 24V25H57ZM87 24H86V26H87ZM95 24V23H94ZM99 24V25H98ZM98 24H97V28H98V26L100 27L101 26V24H100V22H98ZM20 25V24H19ZM22 25V24H21ZM28 25V24H27ZM26 25V26H27ZM37 25V24H36ZM35 25V26H36ZM78 25V26H79ZM81 25V26H82ZM88 25V26H89ZM102 25V26H103ZM117 25V27H115ZM264 25V24H263ZM18 26V25H17ZM25 26V27H26ZM33 26V25H32ZM31 26V27H32ZM35 26H34V28H35ZM45 26V25H44ZM50 26V25H49ZM73 26H74V28H73ZM85 26V25H84ZM87 26V27H88ZM105 26H107V25H105ZM15 27V26H14ZM25 27H24V29H25ZM38 27V26H37ZM55 27V26H54ZM91 27H89V29L91 30V32H92V30H93V32H94V28H92L91 29ZM114 27V28H113ZM136 30V31H133V28ZM174 27V28H173ZM260 27V29H261V26H259ZM18 28V27H17ZM33 28V29H34ZM56 28V27H55ZM55 28H53L54 29V31L52 30V32H54L55 33V30L57 29H55ZM62 28H63V26H62ZM62 28L60 27V29L62 30ZM101 28V29H100ZM99 28V30L101 31L102 29L103 30H106V29H104V27H100ZM262 28H264V26H262ZM14 29H16V28H14ZM19 29V28H18ZM22 29V27L20 28V30ZM65 29V28H64ZM70 29V30H69ZM74 29V30H73ZM59 31V32H64V31ZM72 30V31H71ZM79 30V29H78ZM132 30V31H131ZM165 30V32H167L168 33V31H166V30H172V32H173V38H175L174 40H175V42H173V40H171L170 39V41H172L173 43H171L170 41H169V43H170V46H169V43H167L168 41L167 40H165V41H163L164 39H161L162 40V42H160V41H156V42H153V41H150L152 38H153V35H154V37H158L159 35H156L155 36V34L157 33H160V31L161 32H163ZM32 31V30H31ZM31 31H30V33H31ZM34 31V30H33ZM45 30H41V32L43 33ZM108 31H109V33H108ZM129 31H130V33H129ZM181 31H182V33H181ZM186 31V30H185ZM237 31H239V30H237ZM235 32L234 31V33H238L237 35H235V36H238V35H241V34H239V32H242V31H239V32ZM16 31H14V33H15ZM18 32H19V30H18ZM22 32V31H21ZM20 32V33H21ZM28 32V31H27ZM56 32H57V30H56ZM102 32V31H101ZM131 32L133 33V32H135V34L133 33L132 35H131ZM141 33V32H143L142 34H140V35H142V38H143V36H144V39H143V41H142V39H141V36L138 34V33ZM261 32H262V29H261ZM260 32V33H261ZM13 33V34H14ZM47 33V32H46ZM50 33H51V31H50ZM53 33V34H54ZM65 33V32H64ZM67 33H66V35H67ZM77 33V32H76ZM75 33V34H76ZM77 33V34H78ZM103 33V32H102ZM137 33V34H136ZM166 33V34H167ZM243 33V32H242ZM259 33V32H258ZM258 33H255V34H253L254 36H255V41H257L258 39H256V36H257V34ZM45 33H43V34H41L40 32H39V34H38V36L40 35V37L39 38H41L42 36L41 35H44ZM47 34H49V33H47ZM52 33L51 34H49V35H46L47 36V38H46V41L48 40V39H50L51 40V38H55L56 37V34H54L53 35ZM57 34H58V32H57ZM74 34V35H75ZM144 34H147V35H149V36H151L152 35V38L151 37H149V41L148 42H153V43H155V44H153V43H148L147 42V40L145 41V39H146V35H144ZM15 35V34H14ZM60 35H62L61 33H60ZM133 35H138L139 37H140V39L139 38H137V37H135L134 36V38L132 39V36ZM243 35V34H242ZM241 35V36H242ZM261 35H262V33H261ZM263 35H264V32H263ZM50 36V37H49ZM55 36V37H54ZM58 36V35H57ZM89 36H92L91 38H88ZM166 36V35H165ZM240 36V37H241ZM244 36V35H243ZM243 36H242V38H243ZM250 36V35H249ZM253 36V37H254ZM16 37V36H15ZM21 37V36H20ZM59 37V36H58ZM97 37H99V36H97ZM156 37V38H157ZM193 37V36H192ZM246 37H247V35H246ZM260 39H262L260 36H258ZM13 38V37H12ZM24 38H25V36H24ZM37 39L38 40V45H36V39H35V41H33V44H34V46L32 47V48H34L35 47V49H36V47L37 46H39V47H37L38 49H37V52H38V50H39V48L41 49V44L43 43V45H44V43H45V41H44V38L42 37L41 38V40L40 39ZM135 38H137V39H135ZM181 38L182 37H180V40H181ZM236 38L237 37H235V41H236ZM6 39V40H5ZM23 39V38H22ZM61 39H62V37H61ZM77 39V38H76ZM75 39V40H76ZM100 39V38H99ZM98 39V40H99ZM139 39V41L141 40V44H142V46H141V44L139 43V42H137V40ZM166 39H167V36H166ZM182 39V40H183ZM193 39V38H192ZM190 40V41H193V42H195V48L197 49V52H201V50L203 49V47H205V48H207V52L209 51L208 49V47H206L207 46V44H208V42H209V40L208 39H205V38H203V39H199V38H195L194 40ZM238 39H240V38H238ZM248 39V38H247ZM254 39H252L251 41H253ZM20 40H21V38H20ZM59 40V39H58ZM75 40H72L71 39V41H75ZM103 40V41H102ZM169 40V39H168ZM185 40H184V43L186 44L187 42H185ZM227 39H224V41H226ZM241 41H245L246 39H240ZM240 40H237L240 44H241V41ZM19 41V40H18ZM41 41V42H40ZM49 41V40H48ZM59 41H61V40H59ZM59 41H58V44L57 45H59ZM65 41H67V37H66V40ZM100 41V40H99ZM230 40H228V42H229ZM236 41V42H237ZM244 41L242 42V43H244ZM249 41V40H248ZM262 41V40H261ZM260 41V42H261ZM21 42V41H20ZM23 42V41H22ZM69 43H71L70 41H68ZM76 42V41H75ZM74 42V43H75ZM145 42H147V44L145 43ZM163 42H165V43H163ZM192 42V43H193ZM237 42V43H238ZM247 42V41H246ZM259 42V41H258ZM39 43H41L40 45H39ZM48 43V42H47ZM50 43V42H49ZM73 43V42H72ZM158 43V44H157ZM161 43V44H160ZM231 43V42H230ZM238 43V44H239ZM254 43V42H253ZM256 43V42H255ZM262 43L264 44V40L262 41ZM261 43V44H262ZM8 44H9V42H8ZM23 44H24V42H23ZM160 44V45H159ZM181 44V43H180ZM179 44V45H180ZM184 44V45H185ZM228 45H229V43H227ZM237 44V45H238ZM250 44V43H249ZM260 44V43H259ZM260 44V45H261ZM262 44V45H263ZM25 45V44H24ZM24 45H23V47H24ZM36 45V46H35ZM50 44H47V46H49ZM143 45H145L146 47H144ZM155 45H157V46H155ZM159 45V46H158ZM210 45V44H209ZM255 45V44H254ZM259 45V46H260ZM11 46V45H10ZM52 46V45H51ZM77 46H79V47H77ZM174 46H177V45H174ZM181 46V45H180ZM183 46V45H182ZM179 47L176 51H173V52H171L170 51V53H172V54H175L176 55V53L178 52L179 54H181V52H183V53H185L186 51H185V49L188 47V44H187V47L185 48V47ZM219 46V45H218ZM217 46V47H218ZM232 46L234 47L235 45H233L232 44ZM231 46V47H232ZM251 46H253V44H251ZM258 46V45H257ZM256 46V47H257ZM43 47H45V46H43ZM62 47V46H61ZM178 47V46H177ZM212 47V46H211ZM231 47L229 48V46H228V48L229 49H231ZM237 47V46H236ZM238 47H240L239 45H238ZM237 47V48H238ZM250 47V46H249ZM255 47V46H254ZM4 48H6V46L4 47ZM11 48V47H10ZM17 48V47H16ZM54 48H56L57 49V47H54ZM78 48V49H77ZM191 48V47H190ZM195 48L193 47L192 49H193V51L195 50ZM216 48V47H215ZM214 48V49H215ZM241 48V47H240ZM240 48H238V49H240ZM22 49V48H21ZM20 49V50H21ZM44 49V48H43ZM59 49V48H58ZM58 49H57V51H58ZM66 49V48H65ZM175 49H176V47H175ZM189 49V48H188ZM213 49V48H212ZM222 49V51H223V48H220V50ZM226 49H227V46H226ZM225 49V50H226ZM234 49H235V47H234ZM237 49V50H238ZM246 49V48H245ZM248 49V48H247ZM250 49H253L252 47L250 48ZM51 49H49V51H50ZM62 50V49H61ZM173 50V49H172ZM181 52H180V51ZM182 50H184V51H182ZM224 50V51H225ZM9 51V50H8ZM34 51H36V50H34ZM40 52H41V50H39ZM53 51H56V50H53ZM65 51V50H64ZM160 51V52H159ZM227 52H228V50H226ZM233 51V50H232ZM249 51V50H248ZM253 51V50H252ZM257 51V50H256ZM255 51V52H256ZM260 51H261V48H260ZM22 52H23V50H22ZM189 52V54H192V56H193V53H195V51L194 52H192V53H190V51H188ZM218 52H219V50H218ZM230 52H231V50H230ZM233 52H235V51H233ZM232 52V53H233ZM5 53V52H4ZM9 53V52H8ZM56 53V52H55ZM57 53H59V52H57ZM88 53H90V54H88ZM177 53V54H178ZM210 53V52H209ZM221 54L223 53V52H220ZM226 53V52H225ZM236 53V52H235ZM256 53H258V52H256ZM22 54V53H21ZM54 54V53H53ZM93 54H92V56H93ZM169 54V53H168ZM172 54H170L169 56H171ZM188 54V53H187ZM188 54V55H189ZM230 54V56H231V53H229ZM229 54H225L226 56H229ZM242 54H243V52H242ZM254 54V53H253ZM253 54H250V55H253ZM262 54V53H261ZM263 54H264V52H263ZM52 55V54H51ZM55 55V54H54ZM183 56L185 55V57H186V53L185 54H182ZM207 55H208V53H207ZM220 55V54H219ZM225 55L223 56V57H225ZM19 56H21V55H19ZM154 56V57H153ZM166 56V55H165ZM165 56H163V57H165ZM194 56H195V54H194ZM193 56V57H194ZM221 56V55H220ZM229 56V57H230ZM238 56V55H237ZM256 56V57H255ZM259 56H261L260 54H258V55H254L253 56V59L254 58H258ZM6 57V56H5ZM7 57H8V55H7ZM50 57V56H49ZM57 57H58V59L61 57V54H60V56H59V54L57 55ZM84 57V58H83ZM83 61H87V59L86 58H89V56L88 57H86L85 55H83ZM90 57H91V55H90ZM129 57V58H128ZM163 57H160V58H163ZM168 57V56H167ZM166 57V58H167ZM171 57H174V56H171ZM171 57H169V58H171ZM0 58H2V57H0ZM15 58H17V57H15ZM53 58H54V56H53ZM79 58V59H78ZM77 59L79 60V61H77L76 59L74 60L73 59V61H72V63L73 62H75L74 64H77L75 67H71L70 65H68V67L66 68V69H59L60 70V72L57 74L56 72V74H57V76H55L54 75V77H56V78H54V79H56V85H57V87L58 88H61L62 90H68V88L69 87H71L70 85L73 83V82H78V81H76L77 79L79 80V79H81L82 77H84L85 75L84 74H86L87 73V71H86V73H85V71H84V73H83V71L81 72V68L83 69V67L85 66V65H87L88 66V64H89V62H88V64L87 63H85V62H82V58H80V57H78ZM126 58H128V59H126ZM160 58H159V60H160ZM167 59V61H166V59L164 60V61H159V62H162V63H158V64H155V66H153V67H151V68H149L150 66H149V64H148V66L146 65V63H145V65L148 67V71L146 70V72L145 71H143V70H141V71H139V72H145V76L143 75L142 77H144V78H141L142 80H139V82L140 83H142L144 86H145V84L147 83V84H150V86H151V88H148V87H146V89H148V91H149V89H155L156 88V90L155 91H157V88H159V86H160V89H158V90H160V93L162 94V92H161V90H164V91H166L167 93H169L170 94V92H168L169 90H171V91H177V90H179V87H178V82H179V80H176L175 79V81L177 82H174V78L175 77H172L171 75V69H174V68H172V65L171 64H174V65H176L175 64V61H176V58L174 57V58H171V60L170 59ZM192 58V57H191ZM191 58L189 59V60H191ZM214 58H215V56H214ZM231 58L232 57H230L229 59L231 60ZM239 58H240V56H239ZM48 59H50V58H48ZM47 59V60H48ZM55 59H57V58H55ZM67 59H69V58H66V61H67ZM85 59V60H84ZM90 59V58H89ZM88 59V60H89ZM193 59V58H192ZM1 60V59H0ZM3 60H4V58H3ZM8 60V59H7ZM46 60V61H47ZM54 60V59H53ZM107 60V61H106ZM200 60L201 59H199V60H197V61H199L200 62ZM203 60V59H202ZM210 60V59H209ZM37 60L35 59L34 61H31V63H32V65L31 66H33V64H35V62H36ZM56 61V60H55ZM155 61V60H154ZM212 61V60H211ZM215 62H216V60H214ZM213 61V62H214ZM220 62H221V65L223 64V63H225V61H223V59L222 60H219ZM223 61V62H222ZM3 62V61H2ZM5 62L7 63V61L5 60ZM25 63V61H22L21 62V64L22 63ZM71 62V61H70ZM70 62H68V63H70ZM91 62H92V60H91ZM196 62V61H195ZM199 62H197V63H195V66H197V64H200ZM208 62V60L206 61V63ZM220 62H219V64H220ZM229 62V61H228ZM262 62V61H261ZM6 63H4V64H6ZM29 63V62H28ZM30 63V64H31ZM84 63H85V65H84ZM101 63H103V62H101ZM105 63L104 64H101V66H105ZM112 63V64H111ZM154 62H151L150 64H153ZM203 62H201V64H202ZM205 63V62H204ZM203 63V64H204ZM209 63H210V61H209ZM2 63H1V61H0V65H1ZM26 64V66H27V62L25 63ZM30 64H29V71L31 72V68H33V67H31L30 66ZM47 64V63H46ZM56 64V63H55ZM58 64V63H57ZM91 64V63H90ZM89 64V65H90ZM202 64V65H203ZM227 64L228 63H225V64H223L224 65V68H226V66H227ZM92 65V66H93ZM174 65H173V67H174ZM180 65H182V64H179L178 66H176V67H179ZM208 65V64H207ZM207 65H203V66H205V67H207V68H211V66H207ZM212 65V64H211ZM218 65V64H217ZM226 65V66H225ZM5 66V65H4ZM20 65H18V70L16 71L17 73H19V72H22V67H19ZM48 66H50V64L48 65ZM53 66H54V61H53ZM65 66V65H64ZM64 66H63V68H64ZM79 66H81V67H79ZM92 66H90V67H92ZM100 66V67H101ZM107 66H105V67H107ZM137 66H138V68H137ZM145 66V68H147ZM192 67H193V65H191ZM194 66V67H195ZM31 67V68H30ZM55 67H59V64H58V66H56L55 65ZM54 67V68H55ZM66 67V66H65ZM191 67V68H192ZM216 67V66H215ZM218 67L220 68V66L218 65ZM0 68H2V70H3V67H0ZM23 68H24V66H23ZM43 68H45L44 70L45 71H47L46 70V68H47V66H44ZM43 68L41 69V70H39L40 72H37V74L38 75H40V77L38 76V75H35L33 78H32V81L30 80H28L27 82L28 83H30V82H32L31 84L33 85V86H29V87H32L31 89H33L34 87V91L33 90H31V92H32V94H33V92L35 93V95H36V90H37V87H39V85L38 86H34V85H36L37 83H39V80H40V82L42 81L41 79L42 78H45V74H47V72H45L44 70H43ZM60 68H62L61 67V65H60ZM93 68V67H92ZM92 68H91V70H92ZM102 69H103V67H101ZM100 68V69H101ZM145 68H144V70H145ZM188 68H190V67H188ZM187 68V69H188ZM203 68V67H202ZM207 68H206V70H207ZM222 68V67H221ZM220 68V71L222 72L223 70H225V69H221ZM19 69H21L20 71H19ZM86 69H87V67H86ZM99 69V68H98ZM101 69V70H102ZM108 69H110V68H108ZM135 69V71L137 72V70ZM186 68H184L183 70H185ZM196 70L198 69V72H199V69H200V66H198V68L196 67L195 68ZM212 69H214V68H212ZM217 69V68H216ZM227 69V68H226ZM231 69H232V66H231ZM25 70V69H24ZM51 70H52V68H51ZM51 70H49L50 72H51ZM58 70V71H59ZM63 70V71H62ZM88 71L90 70V69H87ZM94 70V69H93ZM97 70V69H96ZM101 70H100V73H101ZM134 70V69H133ZM132 70V71H133ZM175 70H177V68H175ZM191 70L192 69H190V72H191ZM202 70H204V69H202ZM201 70V71H202ZM211 69H208L207 71H204V73H205V75H204V73H203V75H200L199 76V73H198V75H197V71H194V70H192V71H194V72H191V73H195L196 72V76H198V77H200V80H201V76H204L205 77V79L206 80H208L209 81V79H208V77L210 76V75H212L214 72H213V70L212 71H210ZM217 70H219V69H217ZM26 71H27V69H26ZM57 71V70H56ZM106 70L104 69V70H102V73L100 74V75H98L97 74V72L95 73V72H93V73H95L93 76H91V77H93V78H89L88 77V80H90V83L91 84H93V85H87V81L85 82V83H83V81H82V85L81 84H79V88H81L83 85H85V86H83L82 88H81V90L79 89V93H82V95L81 96H79V97H84L83 95L84 94H86V95H89L88 97L89 98H91L92 99V93L94 92H96L95 90L96 89H99V88H101V87H103V85L106 83V82H108L109 80H110V76L109 75H111V72H110V74L109 73H106L105 72ZM200 71V72H201ZM212 72V74H210L209 75V73L208 72ZM29 72V73H30ZM53 72V71H52ZM113 73H112V77H114L115 75L114 74H116V75H118V73H115V71H114V69H113V71H112ZM120 72V71H119ZM225 72V71H224ZM89 74L91 73V72H88ZM88 73L86 74V76H88ZM121 73V74H122ZM130 73H131V70H130ZM173 73V72H172ZM176 74L178 73L177 71L175 72ZM175 73H173V74H175ZM182 73V72H181ZM208 73V74H207ZM223 73V72H222ZM226 73V72H225ZM262 73V72H261ZM106 74H109V75H106ZM136 74H138V73H136ZM143 74V73H142ZM159 74H161L160 76L161 77H159L160 78V80L162 81L163 79H165V80H163V81H166V80H168V81H166V83H167V85H168V87H170L171 86V89L170 88H168V91L165 89V88H167V85H166V83L164 84V83H162L161 85H155V81H154V77L155 76H157V75H159ZM179 74V73H178ZM218 74V73H217ZM216 74V75H217ZM48 75H50V73L48 74ZM84 75V76H83ZM95 75H96V77H95ZM114 75V76H113ZM128 75H130V74H126V76L127 77H129L130 79L133 77H130V76H128ZM162 75L164 76V78L162 77ZM186 75H188L187 74V72L185 71V76ZM192 75H194V74H192ZM192 75H190V76H192ZM0 76H1V73H0ZM53 76V75H52ZM85 76V77H86ZM108 76H109V78H108ZM123 76V75H122ZM206 76H207V78H206ZM222 76H223V74H222ZM37 78V79H34V78ZM39 77V78H38ZM124 77H125V74H124ZM136 77V76H135ZM172 77V78H171ZM180 77V76H179ZM212 77V76H211ZM216 77V76H215ZM228 77H230V76H228ZM48 79H50V76H48L47 77ZM47 78H45V79H43V80H45L46 81V79ZM121 78V77H120ZM187 78H188V76H187ZM195 80H197L198 78L197 77H193ZM197 78V79H196ZM34 79V80H33ZM52 80H54L53 78H51ZM85 79V78H84ZM87 79V78H86ZM138 79H140V78H138ZM178 79V78H177ZM190 78H188V80H189ZM223 79V78H222ZM232 79H234V81L236 82L237 81V79H235L234 77H232ZM111 80H114V79H111ZM118 80V79H117ZM137 80V79H136ZM206 80L204 81V79H203V81L204 82H206ZM225 80V79H224ZM239 80V79H238ZM34 81H37V82H34ZM48 81H51V80H48ZM47 81V82H48ZM127 81V79H119L117 82H115V85H116V83H118L116 86H118L117 87V89H114V91L116 90L117 92L118 91H120L124 86H125V82ZM133 81H134V79H133ZM162 81V82H163ZM198 81H199V79H198ZM202 81V82H203ZM207 81V82H208ZM217 81V80H216ZM228 81H231V80H227V82ZM240 81H241V79H240ZM248 81H250V79L248 80ZM127 82H130V81H127ZM139 82L137 83V84H139ZM171 82V83H170ZM197 82V81H196ZM211 82V81H210ZM214 82V85L212 86V84L210 85L209 84V86L211 87H216V82L215 81H213ZM225 82V84H227V82L226 81H224ZM234 82V83H235ZM238 82V81H237ZM24 83V82H23ZM23 83H22V85H23ZM36 83V84H35ZM52 83V82H51ZM79 83H81V82H79ZM123 83H124V85H123ZM131 83H132V81H131ZM131 83L130 84H128V86L130 85V87H129V89L130 88H132L133 87V89H131V90H134L135 89V87H134V85L133 86H131ZM145 83V84H144ZM195 83V82H194ZM199 83H201V82H199ZM209 83V82H208ZM233 83V84H234ZM246 83H247V80H246ZM253 83V82H252ZM251 83V84H252ZM43 84V83H42ZM41 84V85H42ZM47 84H49V83H47ZM47 84H45V86L47 85ZM53 84H54V81H53ZM75 85L73 86V87H75L76 85H77V83H74ZM107 84V83H106ZM111 83H109V85H110ZM113 84V86H115L114 85V83H112ZM135 84H136V82H135ZM191 84H193V80H192V83ZM202 84V83H201ZM229 84V83H228ZM255 83H253V85H254ZM30 85V84H29ZM40 85V87H39V89L42 87L43 88V86H41ZM87 85V86H86ZM108 85V84H107ZM142 85V86H143ZM155 85V86H154ZM172 85H173V87H172ZM175 85V86H174ZM195 84H193V86H194ZM203 85H207V83H204ZM230 85V84H229ZM241 85V84H240ZM21 86V85H20ZM19 86V87H20ZM27 86V87H26ZM26 86H24V87H26L25 89H24V91L27 93V91H29V93H30V90H27L28 89V85H26ZM50 86H51V84H50ZM55 86V85H54ZM53 86V87H54ZM90 87V89H92V91H93V89H95L93 92H91V91H88V88ZM93 86V87H92ZM119 86L121 87V89H119ZM149 86V87H150ZM156 86H158V87H156ZM164 86V87H163ZM189 86V85H188ZM227 86V85H226ZM225 86V87H226ZM242 86V85H241ZM52 87V86H51ZM50 87V88H51ZM77 87V86H76ZM161 87H162V89H161ZM175 87H176V89H175ZM178 87V88H177ZM185 87V85L183 86V88ZM187 87V86H186ZM191 87V86H190ZM221 87H223V86H221ZM225 87H224V89H225ZM228 87V86H227ZM230 88L232 87V86H229ZM236 87V86H235ZM243 87V86H242ZM242 87H239V88H242ZM23 88V87H22ZM46 88V87H45ZM55 88V87H54ZM53 88V89H54ZM104 88V87H103ZM106 88H107V86H106ZM116 88V87H115ZM137 88V87H136ZM138 88H140V87H138ZM183 88H181L180 87V89H183ZM218 88H220V87H218ZM217 87H216V89H218ZM239 88H237L238 90H241V89H239ZM44 89V88H43ZM42 89V90H43ZM72 89V88H71ZM74 89V88H73ZM87 89V90H86ZM144 90V88H143V90L144 91H146V93L148 92L147 90ZM172 89H174V90H172ZM186 89V88H185ZM210 89H215V88H210ZM221 89V88H220ZM235 89V88H234ZM17 90H19L18 88H17ZM23 90V89H22ZM41 90V89H40ZM41 90V91H42ZM50 90H52V88L50 89ZM100 90V89H99ZM106 90V89H105ZM104 90V91H105ZM124 90V89H123ZM128 90V89H127ZM137 90V89H136ZM219 90V89H218ZM221 90H223V88L221 89ZM220 90V91H221ZM226 90V89H225ZM225 90H223V91H221V92H224ZM227 90H228V88H227ZM232 90V89H231ZM2 91L3 90H1V92H0V94L2 93ZM4 91H6V90H4ZM21 91V90H20ZM24 91L21 93L22 95L21 96H19L18 98H22V96H23V98H24V96H25V98L23 99V100H21L20 101V99L18 100V101H20L19 103L21 104H19L17 101H15V102H13V104H17V105H19V107H16L17 105H12L13 107L12 108H16V109H13V111H14V113L15 114H17V115H15L13 112V114L10 112V114L11 115H9V113H8V115L9 116H7V111L10 109H12V108H9V109H7V111H6V108H5V110H3V111H5V118H7L8 120H10V118H8V117H12V118H14V116L17 118V117H19V114L21 113V114H23L24 113V110H26V109H28V107H30V106H28L27 107V105H28V102L30 101V102H32V99H34V97L33 98H30V100L26 103V101H27V98L30 96V94L29 95H26V93H25V95H23V93H24ZM41 91H40V93H41ZM65 91V92H66ZM76 91H78V90H76ZM80 91H82V92H80ZM84 91H87V92H85L84 93ZM102 91H103V89H102ZM108 91V90H107ZM115 91V92H116ZM154 90H151V92H152V94H154L155 95V93L153 92ZM164 91H163V93H164ZM180 91V90H179ZM178 91V92H179ZM211 91H213V90H211ZM215 91V90H214ZM217 91V90H216ZM229 91H230V89H229ZM234 91V90H233ZM242 91V90H241ZM14 92H16L17 93V91H14ZM13 92V93H14ZM47 92V91H46ZM51 92V91H50ZM49 92V93H50ZM54 92V91H53ZM58 92H60V91H58ZM88 92H90V93H88ZM125 92V91H124ZM124 92L122 93V91H121V93H120V96H122V98L124 97L123 95H124ZM127 92V91H126ZM130 94H131V92L130 91H128ZM181 92H183V91H181ZM181 92H179L178 93V95L180 96L181 95ZM199 92V91H198ZM204 92V91H203ZM220 92V93H221ZM227 92V91H226ZM243 92L244 91H242V92H240L241 93V95H244L245 94V92H244V94H243ZM15 93V94H16ZM44 93H45V91H44ZM48 93V92H47ZM75 93V92H74ZM94 93H93V96H96V95H94ZM97 93V92H96ZM102 93V92H101ZM105 93V92H104ZM103 93V94H104ZM108 93H109V91H108ZM140 93H141V91H140ZM139 93V94H140ZM145 92H143L142 91V97L140 96V95H138V97L136 98L137 100H141V101H143L144 99H145V94H146ZM150 93V92H149ZM176 93V92H175ZM186 93V92H185ZM201 94H204V93H206V92H204V93H202V92H200ZM217 93V92H216ZM219 93V92H218ZM4 94H5V92H4ZM15 94H13V95H15ZM19 95H20V92L18 93ZM43 94V93H42ZM42 94H39L40 96H42ZM46 94V93H45ZM61 94V93H60ZM66 94V93H65ZM67 94H69L68 96H66V97H64V98H62V99H60V100H58V99H55V98H51L49 101H50V103L48 102V104L50 105V104H52V105H57V107H58V109L59 110H61V109H63L64 108V111L65 110H68L69 108V110H72V106L71 107H69L70 105H72V103L70 104V102H72V101H74V103H75V100H76V103H77V100H80L81 98H78V99H75V97H74V95L75 94H72V93H70V92H68ZM72 94V95H71ZM106 94H107V92H106ZM115 94V93H114ZM128 94V93H127ZM126 93H125V96L127 95ZM136 94V93H135ZM143 94H144V96H143ZM148 94V93H147ZM151 94V95H152ZM195 94V93H194ZM198 94V93H197ZM196 94V95H197ZM215 94V93H214ZM222 94V93H221ZM34 95V96H35ZM38 95V96H39ZM48 96H46V100H47V97H49L50 96V94H47ZM62 95V94H61ZM86 95H85V97H86ZM91 95V96H90ZM100 94H98V96H99ZM149 95V94H148ZM150 95V96H151ZM154 95H152V97H146L147 98V100H149L148 102H152V101H154V100H156L157 99V97H155ZM160 95V94H159ZM164 96L163 97H165V93L163 94ZM186 95V94H185ZM185 95H184V97H185ZM206 95V94H205ZM223 95V94H222ZM2 96H4V95H2ZM1 96V97H2ZM26 96H27V98H26ZM52 96V95H51ZM50 96V97H51ZM74 97V98H72V97ZM101 96V95H100ZM99 96V97H100ZM104 96H105V94H104ZM109 96V95H108ZM147 96V95H146ZM155 97V99L154 100H152L151 101V98L153 99L154 97ZM170 96V98L173 96H171V95H169ZM177 93H176V95H174V99L172 100L173 102L176 100V99H178L177 97ZM188 96H189V94H188ZM187 96V97H188ZM210 96H212V95H210ZM209 96V97H210ZM231 96H233V97H231ZM260 96H261V94H260ZM1 97H0V100H2L1 99ZM7 97V96H6ZM16 97V96H15ZM43 97H45V95H43ZM57 97V96H56ZM113 98L115 97V96H112ZM132 97V96H131ZM183 97V96H182ZM181 97V98H182ZM184 97H183V99H184ZM200 97H201V99H203L202 98V96L200 95ZM204 98H206V97H208L207 95L206 96H203ZM209 97H208V99H209ZM214 98H216L215 96H213ZM235 97V95H233V94H231L230 95V98H231V100L228 98V97H226L228 100H226V102H229V105H230V101H232V102H235V100H237L238 98H234ZM238 97V96H237ZM9 98V97H8ZM8 98H5L4 97V103H2V104H5V103H7V100L6 99H8ZM40 98H42V97H40ZM87 98V97H86ZM105 98V97H104ZM120 99L121 101L120 102H122V100H127V98H123V99ZM129 98V97H128ZM149 98V99H148ZM181 98H180V100H181ZM189 99H190V97H188ZM188 98H186V99H188ZM194 99H196L195 97H193ZM218 98H219V96H218ZM234 100H233V99ZM258 98H260V97H258ZM257 98V99H258ZM262 98V97H261ZM39 99V98H38ZM45 99V98H44ZM53 99V101L56 103H54L53 101L51 102V100ZM75 99V100H74ZM83 99V98H82ZM91 99L89 100L90 102H87L86 101V103L88 104V103H92L91 102ZM96 99H98V100H100L99 98H96ZM143 99V100H142ZM159 99H162L163 100V98H159ZM166 99V98H165ZM183 99H182V102H183ZM207 98H206V100H208ZM247 99H249V100H251L250 98H247ZM5 100H6V102H5ZM13 100V99H12ZM35 100H36V97H35ZM56 100H58V101H56ZM86 99L84 98L83 99V101H85ZM102 100V99H101ZM109 100V99H108ZM116 100H118L117 101V103H112V105H110V104H108V103H106L107 104V106L105 105V107H112L113 105H114V108L113 109H116L115 107L118 105V104H120V103H118L119 102V98H117ZM130 100V99H129ZM129 100H127L128 102L127 103H129ZM147 100H146V102H147ZM167 100H168V97H167ZM179 99L177 100L178 102L180 101ZM205 100V101H206ZM216 100H217V98H216ZM216 100H215V102H214V100H213V98H212V100H210L212 103H216ZM244 100V99H243ZM242 100V101H243ZM2 101V102H3ZM24 101H25V103L27 104L26 106H25V103H24ZM43 102L42 103H44V100H42ZM83 101H82V103H83ZM103 101H107V100H103ZM102 101V102H103ZM140 101V102H141ZM157 101V100H156ZM171 101V100H170ZM169 101V102H170ZM192 101H195V100H192ZM209 101V100H208ZM209 101V103H211ZM221 101V104L222 103H224V102H222L223 100H220ZM245 101H247L246 99H245ZM1 102V101H0ZM8 102H9V100H8ZM17 102V103H16ZM35 102V101H34ZM34 102H32V103H34ZM93 102H94V99H93ZM97 102V101H96ZM126 101H124V102H122V103H125ZM139 102V104H141ZM168 102V101H167ZM168 102V103H169ZM178 102L176 103V104H178ZM181 102V101H180ZM187 102V101H186ZM196 102V101H195ZM217 102H218V100H217ZM231 102V103H232ZM241 102V101H240ZM251 102V101H250ZM249 101H248V103H246L245 102V104H247V105H244L243 106V108L241 109V108H235V112L234 113H237L238 114V117L239 116H241L242 115V113H243V115H245L244 113H247V115L248 114H251V113H253V111H254V105H252L251 107H248L249 105L248 104H253V103H250ZM46 103V102H45ZM131 103V102H130ZM136 103V102H135ZM137 103H138V101H137ZM144 104H146L145 103V100H144V102H143ZM159 103V105L161 104L160 103V101L158 102ZM190 103H191V101H190ZM198 103H200L199 101H198ZM12 104V103H11ZM10 104V105H11ZM40 104H41V100H40ZM47 104V106H49ZM68 104H70L69 106H68V109H67V105ZM85 104V103H84ZM94 104H96V103H94ZM100 105H101V103H99ZM152 104H153V102H152ZM162 104H164L163 102H162ZM165 104H167L166 102H165ZM170 104V103H169ZM176 104H174V105H176ZM186 104V103H185ZM193 104V103H192ZM204 104H207V102L206 103H204ZM204 104H202V105H204ZM218 104V103H217ZM8 105V104H7ZM7 105H5V107H7ZM29 105H30V103H29ZM37 105H39V104H37ZM42 105V104H41ZM45 105V104H44ZM79 105H80V103H79ZM91 105V104H90ZM103 105H104V103H103ZM116 105V106H115ZM124 105V104H123ZM134 105V104H133ZM147 105V104H146ZM150 105H151V103H150ZM155 105H156V102H155ZM174 105H173V108H174ZM193 105H196L195 103L193 104ZM3 106V105H2ZM2 106H0V108H2V109H4V107H2ZM15 106V107H14ZM25 106V107H24ZM40 106V105H39ZM82 106V105H81ZM99 107V105H95V107ZM121 106V105H120ZM139 106V105H138ZM154 106V105H153ZM161 106V105H160ZM163 106V105H162ZM165 106H167V105H165ZM165 106L164 107H162V108H165ZM172 106V105H171ZM170 106V107H171ZM177 106V105H176ZM182 106V105H181ZM186 106H188V104L186 105ZM198 106V105H197ZM247 106V107H246ZM11 107V106H10ZM37 107V106H36ZM42 107V106H41ZM45 107V106H44ZM57 107H56V109H57ZM63 107V108H62ZM80 107V106H79ZM88 107H90V106H88ZM87 107V108H88ZM96 107V109L94 110L93 108H91V109H93V111L94 112H92V113H96V111H97V108ZM101 107V106H100ZM104 106H102V108H103ZM156 108H157V105L155 106ZM169 107V108H170ZM185 107V106H184ZM192 107V106H191ZM198 107H200V106H198ZM242 107V106H241ZM8 108V107H7ZM20 108H21V110H20ZM25 108V109H24ZM40 108V107H39ZM48 110H50L49 109V107H46ZM46 108H40L39 110H41L42 109V111H40V112H42V114L40 113V112H37V113H40V117L41 116H44V115H46L47 113H49L47 110V113L45 114V113H43V110H45ZM66 108V109H65ZM77 108L78 107H76L75 109L73 108V110L75 111V110H77ZM82 108H84V107H82ZM117 108H119V106H117ZM122 107H120L119 109H121ZM129 108H130V106H129ZM129 108H127V110L129 109ZM136 108V107H135ZM138 108V107H137ZM152 108V107H151ZM168 108V109H169ZM172 108V109H173ZM177 108V107H176ZM202 108V107H201ZM217 108H218V105H217ZM221 107H219V109H220ZM248 108V109H247ZM251 108H253V111H252V109ZM22 109H23V111H22ZM78 109H80V108H78ZM89 109V108H88ZM105 109V108H104ZM109 109V108H108ZM107 109V110H108ZM118 109V110H119ZM161 109V108H160ZM160 109H158V110H160ZM166 109H167V107H166ZM171 109V108H170ZM170 109L168 110L169 112H170ZM177 109H179V108H177ZM185 109V108H184ZM183 109V110H184ZM190 109H192V108H189V110ZM195 109H197V107L195 106ZM198 109H200V108H198ZM243 109H246L245 111L243 110ZM17 110V111H16ZM18 110H20V111H18ZM36 110H38V109H36ZM82 110V109H81ZM86 110V109H85ZM107 110H105V111H107ZM111 110H112V108H111ZM134 110V109H133ZM136 110V109H135ZM139 110V109H138ZM146 110V112H147V109H145ZM162 110V109H161ZM182 110V111H183ZM189 110H187V111H189ZM234 110V109H233ZM239 110V111H238ZM241 110V111H240ZM242 110L244 111V112H242ZM2 110L0 109V113H2L1 112ZM91 111V110H90ZM99 111V110H98ZM98 111H97V113H98ZM101 111V110H100ZM103 111V110H102ZM110 111V110H109ZM121 111V110H120ZM151 111V110H150ZM168 111L166 110V112L168 113ZM175 111V110H174ZM181 111V110H180ZM181 111V112H182ZM191 111H193V110H191ZM196 111V110H195ZM238 111V112H237ZM20 112V113H19ZM45 112V111H44ZM50 112H53V111H51L50 110ZM71 112H73V111H70V113ZM85 112V111H84ZM84 112H82V114L84 113ZM122 112V111H121ZM125 112H126V109H125ZM153 112H155V109L153 110L152 109V112H151V115H153ZM159 112V111H158ZM165 112V114H167ZM177 112V111H176ZM181 112H179V114H181ZM183 112H185V111H183ZM198 112V111H197ZM240 112H241V115H239L240 114ZM92 113H90V114H88V115H92ZM106 113V112H105ZM107 113H109V112H107ZM127 113V112H126ZM157 113V112H156ZM163 113H164V111H163ZM178 113V112H177ZM176 113V114H177ZM189 113V112H188ZM188 113H186L185 112V116H186V114H188ZM196 113V112H195ZM73 114V113H72ZM86 114V113H85ZM123 114H124V112H123ZM161 114V112L158 114V115H160ZM174 114H175V112H174ZM173 114V115H174ZM192 114H194V113H192ZM201 114H203V112H201ZM201 114H199V115H201ZM224 114H228V113H224ZM254 114V113H253ZM33 115V114H32ZM34 115H36V114H34ZM57 115H59V114H57ZM61 115V114H60ZM78 115V114H77ZM79 115H80V113H79ZM120 116H122L121 115V113L119 114ZM128 115V114H127ZM156 115V114H155ZM154 115V116H155ZM189 115V114H188ZM188 115L186 116V117H188ZM229 115V114H228ZM1 116V115H0ZM7 116V117H6ZM31 116V115H30ZM29 116V117H30ZM37 117H38V115H36ZM62 116V115H61ZM124 116H126V114L124 115ZM160 116H162V114L160 115ZM176 115H174L173 117H175ZM181 116H183V113L181 114ZM180 116V117H181ZM184 116V117H185ZM73 117H74V114H73ZM78 117V116H77ZM99 117V116H98ZM116 117V119H119L120 117H118L117 118V116H115ZM157 117V116H156ZM165 116H163V118H164ZM172 117V118H173ZM176 117H178V119H176V120H179L180 118H179V115H177ZM175 117V118H176ZM183 117V118H184ZM186 117H185V121L187 122V123H189L187 120H186ZM261 117H263L264 118V115L263 116H261ZM261 117H259V119L261 118ZM34 118V117H33ZM32 118V119H33ZM64 118V117H63ZM71 118H72V116H71ZM70 118V119H71ZM100 118V117H99ZM124 117H121V119H123ZM127 118V117H126ZM161 118V117H160ZM162 118V119H163ZM166 118V117H165ZM189 118V117H188ZM191 118V117H190ZM189 118V119H190ZM194 118V117H193ZM193 118L192 119H190V120H193ZM1 119V118H0ZM18 119V118H17ZM28 119V118H27ZM26 119V120H27ZM30 119V118H29ZM31 119V120H32ZM36 119V118H35ZM35 119H33V120H35ZM120 119V120H121ZM130 119H131V117H130ZM156 119V118H155ZM162 119H161V121H162ZM195 119H197V117H195ZM7 120V122H9ZM38 121H39V119H37ZM75 120V119H74ZM153 120V119H152ZM157 120V119H156ZM165 120V119H164ZM167 120V119H166ZM166 120L165 121H163V122H166ZM4 121V120H3ZM10 121H12V120H10ZM37 121V122H38ZM41 121V120H40ZM39 121V122H40ZM160 120H158V122H159ZM172 121H174V122H176L175 120H174V118L172 119ZM171 121V122H172ZM5 122V121H4ZM25 122H27V121H25ZM33 122V121H32ZM38 122V123H39ZM70 122V121H69ZM76 122H78L77 120H76ZM153 122V121H152ZM151 122V123H152ZM168 122V121H167ZM166 122V123H167ZM170 122V121H169ZM174 122H173V124H174ZM180 123H181V120L179 121ZM6 123V122H5ZM28 123H30V120H28ZM155 123V122H154ZM161 123V122H160ZM160 123H159V126H160ZM178 123V121L175 123V125H178L177 124ZM185 123V122H184ZM30 124H32V123H30ZM36 124V120H35V122H33V125H35ZM169 124V123H168ZM172 124V123H171ZM172 124V125H173ZM152 125H154V124H152ZM152 125H151V127H152ZM158 125V123H157V121H156V125H155V128L156 127H158L157 126ZM180 125H183V123L182 124H180ZM180 125H179V127H180ZM186 125V124H185ZM184 125V126H185ZM127 126V127H126ZM163 126H164V124H163ZM163 126H161L162 128H163ZM165 126H169V125H166L165 124ZM174 126V125H173ZM183 126V127H184ZM19 127V126H18ZM17 127V128H18ZM125 127H126V129L128 128V125H126L125 124ZM151 127H150V129H151ZM175 127V126H174ZM178 127V128H179ZM183 127L181 128V129H183ZM5 128V127H4ZM13 128V127H12ZM149 128V127H148ZM154 128V127H153ZM152 128V129H153ZM154 128V129H155ZM176 128V127H175ZM11 129V128H10ZM16 129V128H15ZM125 128L123 129V131L125 130V132L127 131ZM167 129H171V126L170 127H168ZM180 129V128H179ZM158 130H159V127H158ZM161 130V129H160ZM159 130V131H160ZM165 130V129H164ZM164 130H163V132H164ZM176 129H174V131H175ZM46 131V130H45ZM123 131L122 130H120V132H122V134H123ZM151 131H154V130H151ZM150 131V132H151ZM169 130H167L166 132H168ZM171 131V130H170ZM169 131V132H170ZM173 131V130H172ZM157 132V131H156ZM156 132H154L153 134L155 135V133ZM15 133H17V131L15 132V131H11V132H9V130H7V132H5V130H1L0 131V138H2V140L0 139V142L1 141H4V140H8V139H11L12 137H13V135H15ZM119 133V132H118ZM145 133V135L144 136H147L146 134H149V132H147L146 133V131L144 132ZM165 133V132H164ZM171 133V132H170ZM180 132H178V129L176 130V134H178L179 136L178 137H181L182 138V136L179 134ZM125 134V133H124ZM151 135H150V137L152 138L153 137V134L152 133H150ZM161 135L163 134V133H160ZM173 134V137H175V133H172ZM175 134V135H174ZM164 135V134H163ZM171 135V134H170ZM144 136H141V138H145L144 140H145V142L147 143H149V141L146 139V137H144ZM157 136H159V134L157 135ZM166 136H169L168 134H166ZM177 136V135H176ZM148 137H149V135H148ZM149 137V139H151ZM154 137H156V135L154 136ZM159 138V137H158ZM260 138V137H259ZM171 139V138H170ZM175 138H173V140H172V142L173 141H175L174 140ZM136 140H138V139H136ZM135 140V141H136ZM140 140V139H139ZM159 140H161V137L159 138ZM163 140V139H162ZM166 140V139H165ZM179 140V139H178ZM178 140H176V141H178ZM205 140H207V139H205ZM204 140V141H205ZM251 140V144H253V142H255V141H252V139H250ZM48 141V140H47ZM154 141V140H153ZM157 141H158V139H157ZM157 141H156V143H157ZM167 142H168V139L166 140ZM165 141V142H166ZM174 142V143H178V142ZM203 141V142H204ZM236 141V140H235ZM260 141V140H259ZM118 142V141H117ZM142 142H144V141H142ZM141 142V143H142ZM144 142V143H145ZM163 142H164V140L162 141V144H163ZM164 142V143H165ZM170 142V141H169ZM181 142V141H180ZM247 141H244L241 145H240V149L238 150V152L237 153H234V154H236L235 155V157H234V159H235V161L234 162H237V163H232L231 165H228V166H226V164H224V166L222 167V164L220 165L219 164V170L221 171H218V172H220L221 173V175H220V173H219V175H216V178H218L219 176V180L218 179H216V180H218L217 181V183L215 182V181H212V182H214V183H216V185H214V187L212 188L213 190L212 191H209V192H204V191H206V190H208V189H206V190H202L201 189V186L202 185H200V183H199V185H196L195 187H193L189 192H187V194H186V196L183 198V206H184V208L185 209H183L184 210V212H182V213H168V212H161V216L158 218V220H155V221H149L152 225H153V227H152V230H151V233H147V234H145L144 236H140V238H139V236L135 239L132 235H130V236H132V239L130 240V241H128L127 242V244H118L119 242H120V240L121 241H123L124 240V238H123V236H121V235H123V234H121L120 235V237L121 238H118V239H120V240H117V241H119L118 243H116V242H112V243H110L111 241H110V239L109 240H107V241H109V242H107L106 241V236L107 235H110V233H108V232H102V234L101 235H97V234H95V235H97L96 237H94V236H92L91 237V233H89V228H93L94 227V225L92 224V223H94V222H92L91 224L93 225H91L88 229L87 228H85V227H83L82 225H84V223L82 222L81 224L82 225H78V224H76L75 222V224L74 225H66L65 226V228H64V230H65V232L66 233H68V237L66 238V239H64V240H62V241H59L57 244H53V246H49L50 245V243L48 244V243H44L43 241L39 244V248L40 249H37V252H39V254H37V255H33V253L32 252H27V251H23V249L21 248V246H19V245H21V243L22 242H20V243H16V244H14V250H12V254H15V257H14V259L13 260H10V261H8L7 260V258L5 259L4 258V254H6V253H4V254H2V253H0V264H213V263H211V258H212V255L213 254H215L216 252V250H217V248L225 241V239L227 238V236H226V234L228 235V234H230L232 231L233 232H236V233H239L240 231H241V229H242V226H241V223L242 224H245V223H248L249 222V220H250V218H253L252 216L250 217V215H249V217L250 218H248V217H246V216H244V218H242V219H240L239 220V218H241V217H239L238 218V223L237 224H235L234 226H233V224H229L230 226L229 227H231V225L233 226V227H231L230 228V230H232V231H230L229 232V230L228 229H226V230H224V232L222 233V234H220V235H217V237L212 233H210V230H207L208 228H206V230L208 231V232H206L205 233V235L203 234V237H201L202 239H200V240H197V241H195L194 243H192L193 241H192V239H191V242L190 243H192V244H190L188 241H187V243L188 244H185V245H182V246H184V248L182 249V248H180V246L178 247V248H176L175 250H168V251H171L170 253H166L167 252V248L169 247V245H170V239H171V237H170V233H171V230L172 229H170V226H171V224H172V226L173 225H175V224H173L174 223V221H176L177 222V220L179 221V220H182V218H183V216H182V214L183 213H186L187 212V210H189V209H191L192 207H196V206H198L199 204H201V203H205V204H207L208 202L210 203V202H212V204L214 205V206H217V207H222L223 208V210L225 211V209H224V206L226 205V204H228L229 202V199H231L232 197H234L235 195H237L238 193H240V192H242V190H244V189H251L254 185L252 184V186H251V188H249L250 186V184L248 185V183L249 182H251V181H254L255 183H258L259 181L260 182H262L263 181V177L262 178H260V177H258L259 175H257L256 177L257 178H254L255 177V170H256V172L258 171V170H260V171H263V169H264V143H261L259 146H256V147H254L253 145H251V146H253L254 148L251 150V148L252 147H248V146H250V145H248L247 147L251 150V153H248V154H245L246 152L245 151H241L242 149V147L244 148V150H245V143H246ZM138 143V144H137ZM137 145H138V147L140 146V144H139V141H137ZM158 143H160L161 144V141L159 142L158 141ZM157 143V144H158ZM198 143V142H197ZM197 143H196V145H197ZM248 143V142H247ZM249 143H250V141H249ZM49 144V143H48ZM47 144V145H48ZM167 144V143H166ZM207 144V143H206ZM206 144H204L206 147H209V144L208 145H206ZM256 144V143H255ZM74 146L73 147H70V146H72V145H68L70 148H73L74 149V147H78L77 146V143H74L73 144ZM76 145V146H75ZM79 145V144H78ZM143 145V144H142ZM146 145V144H145ZM163 145H165V144H163ZM170 146H171V143L169 144ZM168 145V146H169ZM182 145H184V144H182ZM185 145H186V143H185ZM187 145H189V144H187ZM186 145V146H187ZM204 145H202L203 147H204ZM243 145H245V146H243ZM67 146V147H68ZM154 146H156V148L157 149H159L158 147H157V145H154ZM167 146V145H166ZM167 146V147H168ZM170 146L168 147V148H170ZM195 146V145H194ZM198 146V145H197ZM68 147V148H69ZM122 147V146H121ZM121 147H120V149H119V151L121 152ZM128 147H130V146H128ZM127 147V148H128ZM148 147H149V145H148ZM150 147H152L151 146V144H150ZM149 147V148H150ZM165 147V146H164ZM163 147V148H164ZM166 147V148H167ZM179 147V146H178ZM178 147H177V151H178ZM193 147V146H192ZM201 147V146H200ZM67 148V149H68ZM89 148H92V147H89ZM101 148H102V146H101ZM110 148V147H109ZM124 148V147H123ZM126 147H125V149L126 150H129V148L127 149ZM132 148V147H131ZM137 148V147H136ZM145 148H147V147H145ZM154 149H156L155 147H153ZM162 148V147H161ZM162 148V149H163ZM188 148V147H187ZM191 147L189 146V148H188V150L190 149ZM194 148V147H193ZM72 149V150H73ZM77 149V148H76ZM103 149V148H102ZM144 149V148H143ZM151 149V148H150ZM149 149V150H150ZM153 149V150H154ZM184 149H185V146H184ZM249 149H248V151H249ZM69 150H71V149H69ZM98 150V149H97ZM100 150V149H99ZM131 150V149H130ZM133 151H134V149H132ZM141 150V149H140ZM145 150H147V149H145ZM148 150V151H149ZM165 150H167V149H165ZM173 150V149H172ZM182 150V148L180 147V151ZM191 150V149H190ZM112 151V150H111ZM116 153L115 154H117L118 153V149L117 150H114ZM133 151L131 152V153H133ZM138 151V150H137ZM161 151H163V150H161ZM161 151H155L154 150V153L155 152H157V153H161V154H165V156L164 155H162V156H160V157H165V160L163 159V161H159L158 160V162L156 163H153V165H142V167L141 168H139V169H137L135 166L137 165H134L133 166V169H134V167H135V169H137V170H134V172H132V171H129V169H128V171L126 172V171H122V173H123V175H121V176H119V175H117L116 173L114 174V173H110L111 172V170H110V172L109 173H107L106 171H102L104 174L103 175H96V176H94V177H92V179H91V181L92 180H94L95 182H94V184L91 186V188H90V192L89 193H86V194H84L83 196H79L78 198H76V202H75V205H80L81 203H85V206L87 207V205H88V202H89V199H91V198H99V199H104V200H106V199H109V197L111 196H113V195H111L112 194V190L113 189H117L116 187H119V184H122L123 185V187H126L125 185H128L131 181H135L136 179H138V181H139V178H142V174H141V171H139V170H142V171H144V172H146V171H154L155 173L156 172H158V171H156L160 166H161V169L163 168V167H166L167 165H166V163H169L170 164V162H176V164H178L179 166H181L183 163H184V161L183 160H181V161H183V163L180 161V159H179V156H180V154L178 153V157H177V155H176V157H174V156H166V152L165 153H162ZM175 151V150H174ZM187 151V150H186ZM186 151H183V152H181V155H182V153H184V152H186ZM247 151V150H246ZM247 151V152H248ZM11 152V153H10ZM8 154H5L4 156H2L3 155V153H2V155L0 154V172H3L2 170H7L8 169V167L10 168V167H12V166H10V165H13V164H15L16 162H17V159H19V157L17 156V154H16V152L15 151H10ZM89 152V151H88ZM95 152H97V151H95ZM105 152V151H104ZM113 152V151H112ZM119 152V153H120ZM125 152V151H124ZM129 152V151H128ZM140 152V151H139ZM138 152V153H139ZM151 152V151H150ZM150 152H148L147 154L149 155V153ZM170 152H172V151H170ZM190 153H191V151H189ZM188 151H187V154H190ZM234 152V151H233ZM244 152V153H243ZM101 153V152H100ZM103 153V152H102ZM106 153V152H105ZM110 152L108 151V155H110L109 154ZM143 153V152H142ZM175 153V152H174ZM177 153V152H176ZM98 154V152L96 153V155ZM129 154H130V152H129ZM135 155H137L136 154V152L134 153ZM134 154H132V155H134ZM145 154V153H144ZM146 154V155H147ZM152 154V153H151ZM156 154V153H155ZM154 154V155H155ZM160 154V155H161ZM186 153H185V155H187ZM134 155V156H135ZM139 155V154H138ZM143 155V154H142ZM147 155V156H148ZM153 155V154H152ZM157 155V154H156ZM172 155H175V154H173L172 153ZM232 155V154H231ZM90 155L88 154V157H89ZM95 156V155H94ZM98 156H100V157H103V154H100V155H98ZM98 156H96L98 159H100V157H98ZM121 158L120 157V154L119 155H115V158ZM191 156V155H190ZM81 157V156H80ZM125 158H127L126 156H124ZM123 157V158H124ZM181 157V156H180ZM185 157V156H184ZM188 159H189V157L188 156H186ZM196 157V156H195ZM195 157H192L191 159H193V158H195ZM82 158V157H81ZM81 158H79V159H81ZM87 158V157H86ZM92 158V157H91ZM105 158V157H104ZM110 158H111V156H110ZM113 159H114V156L112 157ZM117 158V159H118ZM123 158H122V160H123ZM136 157H134V158H132L131 157V159L132 160H136L135 159ZM230 158V157H229ZM27 159H28V156H25L24 158H23V162H25V161H27ZM83 159H85L84 157H83ZM93 159H95L94 157H93ZM92 159V160H93ZM98 159H96V161L98 160ZM106 159V158H105ZM116 159V160H117ZM129 159V158H128ZM131 159H129L130 161H131ZM181 159H183L182 157H181ZM188 159H186V160H188ZM225 159H227V158H225ZM88 160V159H87ZM126 160V159H125ZM147 160L148 159H146V162H147ZM154 160V159H153ZM156 160V159H155ZM173 160V161H172ZM185 160V159H184ZM185 160V161H186ZM190 160V159H189ZM188 160V161H189ZM230 160V159H229ZM81 161V160H80ZM91 161V160H90ZM90 161L89 162H87V164H90ZM98 161H100V160H98ZM107 161V160H106ZM120 161H121V159H120ZM119 161V162H120ZM137 161V160H136ZM139 161H140V159H139ZM139 161H137V163L139 162ZM150 160H148V162H149ZM193 161V160H192ZM223 161V160H222ZM226 161V160H225ZM23 162H21L20 161V163H18L17 162V164H23ZM27 162H29V161H27ZM83 162H85V161H83ZM92 162V161H91ZM111 162H112V160H111ZM114 162H115V160H114ZM117 162L118 161H116V163H114V164H116L117 166H118V164H117ZM122 162V161H121ZM120 162V163H121ZM224 162V161H223ZM222 162V163H223ZM232 162V161H231ZM86 163V162H85ZM85 163H83L84 165H85ZM99 163V162H98ZM98 163H97V165H98ZM127 163H129L128 161H127ZM131 163V162H130ZM134 163H136V162H134ZM229 163V162H228ZM240 163V164H239ZM100 164V163H99ZM107 164H109V165H111L110 164V162L109 163H107ZM106 164V165H107ZM114 164L113 165H111V166H113V167H115L114 166ZM124 164H126V161L123 163V164H121V165H124ZM139 164V163H138ZM142 164V163H141ZM141 164H140V166H141ZM148 164V163H147ZM163 164H165V166H163L162 167V165ZM168 164V165H169ZM176 164H175V166H176ZM199 164V163H198ZM66 165H68V164H66ZM65 165V167H64V169H67L66 166ZM70 165V164H69ZM92 165H94V164H92ZM96 165V162H95V166H97ZM105 165V164H104ZM106 165L104 166V167H106ZM131 165H133V162H132V164ZM131 165H127V167L128 166H131ZM172 165V164H171ZM27 166V165H26ZM79 166V165H78ZM87 165H85L84 167H86ZM90 166V165H89ZM120 166V165H119ZM125 166V165H124ZM170 166V165H169ZM174 166V167H175ZM220 166L222 167V168H220ZM77 167V166H76ZM80 168L81 167H83L82 165H80L79 166ZM92 167H94V166H92ZM100 167V166H99ZM98 167V168H99ZM121 167H123V166H121ZM168 167V166H167ZM166 167V168H167ZM186 167V166H185ZM189 167V166H188ZM187 167V168H188ZM125 168V167H124ZM190 168H192V166L190 167ZM62 169H63V167H62ZM64 169L62 170L63 171V173H64ZM74 169H79V168H74ZM93 169V168H92ZM95 169V168H94ZM93 169V170H94ZM102 169V168H101ZM101 169H98V170H101ZM104 169V168H103ZM107 169H110V167H108V168H105V170H107ZM123 169V168H122ZM132 169V168H131ZM73 170V169H72ZM76 170V171H77ZM80 170V169H79ZM78 170V171H79ZM89 170V169H88ZM97 170V169H96ZM96 170H94V171H96ZM113 170H115V169H113ZM127 170V169H126ZM158 170H160V169H158ZM202 170V169H201ZM75 171V170H74ZM75 171V172H76ZM80 171H82V170H80ZM152 171V172H153ZM178 171V170H177ZM73 172V171H72ZM74 172V173H75ZM89 172V171H88ZM88 172H87V174H88ZM101 172V171H100ZM101 172V173H102ZM118 172V171H117ZM184 172V171H183ZM252 172H254L255 174L253 175L254 177H252V178H250L249 180L248 179H246L249 175H250V173H252ZM259 172V171H258ZM257 172V174H259ZM66 173V172H65ZM82 173V175L80 174V173H76L75 175H80V176H82L83 177V172H81ZM84 173H85V168H84ZM90 173H91V171H90ZM96 173V172H95ZM151 173V172H150ZM154 173V174H155ZM263 173H264V171H263ZM263 173H261V176H262V174ZM71 174V173H70ZM86 174V173H85ZM93 174V173H92ZM158 174V173H157ZM156 174V175H157ZM166 174V173H165ZM218 174V173H217ZM253 174V173H252ZM28 175V174H27ZM31 175V174H30ZM34 175V174H33ZM65 175V174H64ZM67 175H69V173L67 174ZM67 175H65L67 178L66 179H63V180H65V181H63L62 183L64 184L63 185V187L61 188V186L58 188H56V189H58V191H57V193H59L60 191H62V193H60L58 196H57V198H65L66 197V192H65V189H67L68 188V190L70 189V187H71V182L70 181H68L70 178L67 176ZM147 175V173H145V176ZM177 175V174H176ZM197 175V174H196ZM264 175V174H263ZM70 176V175H69ZM73 176V175H72ZM91 175H89V177H90ZM167 176V175H166ZM169 176V175H168ZM170 176H172V175H170ZM30 177V176H29ZM61 177H63V176H61ZM79 177V176H78ZM89 177H87V178H89ZM119 177V182L117 181V178ZM153 177V176H152ZM151 177V178H152ZM69 178V179H68ZM84 178H86L85 176H84ZM83 178V179H84ZM147 178H150L149 176L147 177ZM158 178V177H157ZM159 178H161V177H159ZM260 180H259V179ZM68 179V180H67ZM90 179V178H89ZM146 178H144V180H145ZM170 179V178H169ZM172 179V178H171ZM262 179V180H261ZM141 180V179H140ZM142 180H143V178H142ZM143 180V181H144ZM147 180V179H146ZM145 180V181H146ZM157 180V179H156ZM251 180V181H250ZM137 181V180H136ZM135 181V182H136ZM165 181V180H164ZM88 182H89V180H88ZM134 182V184H136ZM260 182L258 183V184H260ZM61 183V184H62ZM117 183H119V184H117ZM145 183V182H144ZM213 183V184H214ZM253 183V182H252ZM78 184H85V182L84 181H79L78 182ZM138 184V183H137ZM136 184V185H137ZM130 185H132V182L130 183ZM79 186V185H78ZM113 186H114V188H113ZM133 186V185H132ZM212 186V185H211ZM249 186V187H248ZM127 187H129V186H127ZM133 187H135V186H133ZM137 187H138V185H137ZM135 187L136 189H139L140 191H141V189H140V187ZM153 187V186H152ZM205 187V186H204ZM134 188V189H135ZM211 188V187H210ZM254 188V187H253ZM55 189V188H54ZM119 189H121L120 187H119ZM133 189V188H132ZM131 189V190H132ZM53 190V189H52ZM122 190V189H121ZM125 190V189H124ZM130 190V191H131ZM247 190H244V191H247ZM254 190H256V189H254ZM56 191V190H55ZM132 191H134V190H132ZM137 192H138V190H136ZM113 192H114V190H113ZM116 192V191H115ZM124 192V191H123ZM135 192V191H134ZM51 193H52V191H51ZM54 193V192H53ZM120 194L122 193V192H119ZM140 193V192H139ZM115 194V193H114ZM128 194V193H127ZM133 194V193H132ZM145 194V193H144ZM50 195V194H49ZM49 195H48V197H49ZM53 196H56V195H54V194H52ZM142 195V194H141ZM120 196H122V194L120 195ZM119 196V197H120ZM131 196H134V195H131ZM50 197H51V195H50ZM49 197V198H50ZM115 197V196H114ZM124 197V196H123ZM49 198L47 199V200H49ZM53 198V197H52ZM55 198V197H54ZM118 198V197H117ZM140 198V197H139ZM210 198V199H209ZM116 200V198H113L112 200ZM136 200H137V198H135ZM209 199V200H208ZM103 200V201H104ZM111 200V201H112ZM122 200H123V202L122 203H124V199L122 198ZM127 200H129V199H127ZM131 200V199H130ZM135 200V201H136ZM206 200V201H205ZM86 201H87V204H86ZM96 202H95V204H97V200H95ZM99 201V203H101L102 204V201L100 202V200H98ZM107 201V200H106ZM109 201V200H108ZM138 201V200H137ZM141 201V200H140ZM140 201H139V203H140ZM105 202V201H104ZM114 202V203H113ZM112 203L114 204V206L116 207L117 205V207H119V204H121V202L119 203V204H116L115 205V203L117 202H115V201H113ZM118 202H119V199H118ZM130 202H132V201H130ZM193 202V204H191ZM83 203V204H84ZM91 203V202H90ZM109 203V202H108ZM112 203H109V204H112ZM139 203H138V206H139ZM106 204V203H105ZM105 204L103 203V208H104V206H105ZM129 204V203H128ZM141 204V203H140ZM163 204V203H162ZM204 204V205H205ZM91 207H93V204L91 203ZM230 205V204H229ZM82 206V205H81ZM80 206V207H81ZM122 206V205H121ZM127 206V205H126ZM126 206H124V208L126 209ZM46 207V206H45ZM84 207V206H83ZM88 207H90V204L88 205ZM87 207V208H88ZM105 207H108V204L105 206ZM112 207V206H111ZM116 207V208H117ZM191 207V208H190ZM230 207V206H229ZM231 207L232 208H234L233 206H232V204H231ZM230 207V208H231ZM39 208V207H38ZM44 208V207H43ZM60 208V207H59ZM124 208H122V209H124ZM179 208V207H178ZM215 208V207H214ZM225 208H227V206L225 207ZM231 208V209H232ZM46 209H48V208H46ZM62 209V208H61ZM79 208H77V210H78ZM84 209V208H83ZM100 209V208H99ZM112 209H113V207H112ZM219 209V208H218ZM228 209V208H227ZM38 210V209H37ZM43 210V209H42ZM52 210V209H51ZM88 210H90V209H88ZM91 210H92V208H91ZM90 210V211H91ZM107 210H109V209H106V211ZM153 210H155V209H153ZM161 210V209H160ZM217 210V209H216ZM260 209H258V212L257 213H261V216H263L264 215V208L263 209H261L260 211H259ZM40 211V210H39ZM45 211V210H44ZM44 211H42V212H44ZM47 211V210H46ZM84 211V210H83ZM90 211H87V212H85V213H87L88 214V212L90 213ZM94 211H97V209H95ZM99 211H101V210H98V212ZM110 211V210H109ZM117 211H119V214H120V211H122V210H116V212ZM123 211H125V210H123ZM122 211V212H123ZM134 211V210H133ZM190 211V210H189ZM188 211V212H189ZM229 211V210H228ZM41 212V213H42ZM47 212H49V211H47ZM60 212V211H59ZM74 213H75V211H73ZM77 213L79 212V211H76ZM91 212H93V211H91ZM98 212H93V215L94 216H97L99 213ZM102 212H104V209L102 210ZM113 212H115V210L113 211ZM112 212V213H113ZM115 212V213H116ZM121 212V213H122ZM150 212H152V211H150ZM155 212V211H154ZM251 212H253V211H251ZM40 213V212H39ZM39 213H37V214H39ZM80 213V212H79ZM106 213V212H105ZM111 212H109V214H110ZM114 213V214H115ZM123 213H125V212H123ZM149 213V212H148ZM254 213H256L255 211H254ZM48 214V213H47ZM56 214H57V210H56ZM56 214H55V219H57V217H58V215L59 214H57V217H56ZM83 214V213H82ZM96 214V215H95ZM117 214V213H116ZM115 214V215H116ZM250 214H252V213H250ZM42 215V214H41ZM67 215V214H66ZM73 215V214H72ZM71 215V216H72ZM84 215V214H83ZM89 215V214H88ZM88 215H86V217H92V215L91 216H88ZM114 215V216H115ZM245 215H248V213H246ZM253 215V214H252ZM63 216V215H62ZM78 216V215H77ZM85 216V215H84ZM105 216V215H104ZM107 216H108V213H107ZM181 216H182V218H181ZM38 217V216H37ZM52 217H53V215H52ZM85 217V218H86ZM98 217V216H97ZM100 217V216H99ZM111 217H112V215H111ZM116 217V216H115ZM114 217V218H115ZM119 217V216H118ZM40 218H42L41 216H40ZM60 218V217H59ZM73 218V217H72ZM79 219L80 218H82V216H81V214H80V217H78ZM78 218H77V220H78ZM84 218V219H85ZM94 218V217H93ZM92 218V220L94 221V219ZM176 218V219H175ZM177 218H179V219H177ZM181 218V219H180ZM37 218H35V220H36ZM49 219H51V216L46 220V223H48L47 221H49V222H53V219H51V220H49ZM71 219V218H70ZM83 219V218H82ZM83 219V220H84ZM86 219H88V218H86ZM97 219V218H96ZM95 219V220H96ZM108 219L110 220V218L108 217ZM107 219V220H108ZM117 219V218H116ZM42 220V223L40 222L39 223V221H41ZM41 220H39V218L36 220V221H38V222H36L35 221V223L34 222H32V224L33 225H43V224H45V219H41ZM58 220V219H57ZM74 220V219H73ZM81 220V219H80ZM83 220H81V221H83ZM91 220V219H90ZM100 220V219H99ZM104 220V222H105V219H102V217H101V220L100 221H103ZM122 220V219H121ZM121 220H120V222H121ZM174 220V221H173ZM243 222H242V221ZM32 221H34V220H32ZM55 221V220H54ZM71 221V220H70ZM98 221V220H97ZM96 221V223H97V226L95 225V227H98V222ZM113 221V220H112ZM117 221H118V219H117ZM27 222V221H26ZM44 222V223H43ZM66 222V221H65ZM72 222V221H71ZM71 222H69V223H71ZM79 222V221H78ZM77 222V223H78ZM88 222V221H87ZM104 222H102L103 224L102 225H104ZM120 222H118V223H120ZM175 222V223H176ZM24 223V222H23ZM38 223V224H37ZM107 223V222H106ZM109 223V222H108ZM107 223V224H108ZM117 223V222H116ZM117 223V224H118ZM9 224H11V223H8V225ZM21 224V223H20ZM87 224V223H86ZM85 224V225H86ZM106 224V225H107ZM110 224V223H109ZM109 224H108V226H109ZM17 224H15V227H17L16 226ZM22 225V224H21ZM20 225V226H21ZM26 225V224H25ZM47 225V224H46ZM115 225V224H114ZM150 225V224H149ZM19 226V225H18ZM24 226V225H23ZM30 226V225H29ZM111 226V225H110ZM109 226V227H110ZM171 226V227H172ZM7 227V226H6ZM10 227V226H9ZM14 227V226H13ZM42 227H44V226H40V227H38V228H42ZM103 226H101V228H102ZM111 227H113V225L111 226ZM110 227V228H111ZM151 227V226H150ZM226 227H228V226H224V229L226 228ZM28 228V227H27ZM26 228V229H27ZM36 228H37V226H36ZM92 228H91V231H92ZM115 228H117V226L115 227L114 226V231H115ZM10 229V228H9ZM14 229V228H13ZM18 229V228H17ZM95 229V228H94ZM118 229V228H117ZM151 229V228H150ZM6 230H8V228L7 229H5V231ZM16 230V229H15ZM35 230V229H34ZM43 230V229H42ZM97 230V229H96ZM103 230V229H102ZM112 230V231H113ZM118 230H120V227H119V229ZM4 231V230H3ZM4 231V232H5ZM9 231H12V230H8L7 232V235L9 234V233H11V232H9ZM27 231H28V229H27ZM39 231H41V230H39ZM226 231H228L229 233H227ZM1 232H2V230H1ZM0 232V233H1ZM13 232V231H12ZM19 232V231H18ZM18 232H17V234H18ZM32 232V231H31ZM34 232V231H33ZM94 232H96L95 230H94ZM116 233H117V230L115 231ZM119 232V231H118ZM15 233V232H14ZM27 233V232H26ZM34 233H39L38 231H35ZM41 233H43L42 231H41ZM99 233V232H98ZM2 235H4L3 233H1ZM17 234H15V235H17ZM20 234H21V232H20ZM40 234V233H39ZM58 234V233H57ZM61 234V233H60ZM6 235V234H5ZM13 234L11 233V236H12ZM29 235H31V233L29 234ZM103 235H105V237L106 238H104V236ZM140 235V234H139ZM214 235V236H213ZM9 236H10V234H9ZM8 236V237H9ZM35 236V235H34ZM66 236H67V234H66ZM89 236H90V238H89ZM111 236V235H110ZM13 237V236H12ZM14 237H16V236H14ZM61 236H59V238H60ZM109 237V236H108ZM136 237V236H135ZM214 237H216V238H214ZM0 238H4V236L3 237H0ZM5 238H7V237H5ZM34 238V237H33ZM58 238V237H57ZM123 238V239H122ZM32 239V237H29V240H31ZM36 239V238H35ZM39 239V238H38ZM126 239H128L127 237H126ZM130 239V238H129ZM128 239V240H129ZM134 239V240H133ZM3 240V239H2ZM32 241V240H31ZM46 241H48V240H46ZM45 241V242H46ZM50 241V240H49ZM48 241V242H49ZM33 242H34V240H33ZM125 242H126V240H125ZM29 246V245H28ZM181 246V247H182ZM251 246H252V244H251ZM251 246H249L244 252H243V254L241 255V259L240 258H238V259H233V260H228L227 259V261H222L223 259H226L225 257H222L221 258V260H219L220 262L219 263H217V264H264V229H263V232L262 233H260L258 236H257V238H256V240L254 241V245L251 247ZM26 250V249H25ZM29 250H31V248L29 249ZM11 258V257H10ZM235 260V261H234ZM238 260V261H237Z\"/></svg>",
    "mask_w": 264,
    "mask_h": 264
}]
</instances>
